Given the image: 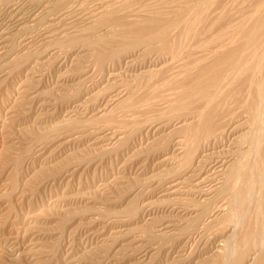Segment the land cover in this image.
I'll list each match as a JSON object with an SVG mask.
<instances>
[{"label":"rangeland","instance_id":"1","mask_svg":"<svg viewBox=\"0 0 264 264\" xmlns=\"http://www.w3.org/2000/svg\"><path fill=\"white\" fill-rule=\"evenodd\" d=\"M0 1L2 2L3 0H0ZM49 1H54V0H49ZM97 1L100 3L98 4ZM97 1L94 3L92 2V3L86 4L85 6H83L81 8L80 11H78L77 9L75 10V12L73 11L72 13H73V15L74 14L75 15L72 16V13H71V16L69 17V18L73 17L72 22L70 19H67V20L65 19V21L63 22L64 26L62 27V29H64L65 27L66 28L68 27V29H69V27L71 29L74 27L73 30H79V29L82 30L83 27H84V29H87L88 26H90V25L86 24L87 22H86L85 16L89 17L90 15H92L95 12L93 10H96L97 6L99 7L101 4H103V2H105L103 0H97ZM110 1H111V3H113L117 0H115V1L110 0ZM153 1H155V2H153ZM197 1H198V4H196ZM260 1H262V2H260ZM46 3H47V1H46ZM96 3H97V5H96ZM128 3H129V5H128ZM128 3H126L127 4L126 6L124 5V7H126L127 10H125V8L123 7L122 8L123 11L121 10V13L124 12V14H126L125 11H127V13L129 12L128 14L130 17L128 15L126 16L124 14L122 15V14L118 13L120 16L117 15V17H115L114 19L113 18L110 19V20H112L111 22H110V20H108V21L105 20L104 22L99 21V24L101 22V24L104 23L105 26H103V24L98 26L99 25L98 23L90 26L91 28L89 27L87 30L89 32L93 31V33L91 32L92 33L91 34L88 31L84 32L86 34L85 35L83 33L82 36L84 38L81 36V34H80L81 38H80V36L75 37V35L70 34L68 39L70 40V37L72 38V35H73L74 38H77V39H75L77 42V45L74 43V40L73 41L70 40L71 43L73 44V45H71L70 41L68 39L67 40L69 42L65 41V40L63 41L65 43H63L62 41L54 42V40L50 41V42H49V40L40 42L39 36L37 37V35L40 34L38 32H41V30L44 28L43 26H42L43 28L42 27L40 28V26H39V28L36 26L34 28L29 24V26H31V27L28 26L29 27L28 29H31L30 32H29V30H26L24 32L19 31V32H17L18 38L15 37L16 32L13 34L15 37V38L13 37V39L15 42H17V43H15L16 48L18 47L17 48L18 51L16 49L15 52L18 53L19 55L18 54L16 55L15 52H12L10 54L11 58L8 56V60H7L8 65L10 64V62L13 63L15 56H17V57L14 60V63L8 66V70L11 71L8 74L9 78L6 81H4L5 83H2V81L0 80V132L2 134L4 133L3 136L0 133L1 134L0 135V150H2V152H3L2 153L0 151V159H2V158L4 159L3 156L5 155L4 162L6 163V161H7V165H6V164H3L4 163L2 161L3 159L0 160V171H1L0 172V193L2 195L6 192V190L10 191L9 190L11 188V185H10L11 179L10 178H13V176H14V174L13 175L10 174L11 170L13 171L12 168H15L14 164H16L19 161L20 162L18 163L19 165L18 164L16 165L17 166L16 169L18 170V168H19V170H18L19 173H17L18 176L15 174V179H14V180L18 179L17 180L18 183L16 185L17 186L16 187L17 192L11 196V201L13 202L11 205L14 208H12L9 205L10 204L8 201L9 199H6V200L5 199L2 200V198L0 199V200H2V202L0 201V206H1V204L3 205V207H8V205H9L13 210L15 209L14 211L11 212V214H7L5 216H0V220H3V221H0V233L2 232L1 230H3V227H5L6 232L14 233V236L15 237L18 236L20 240L23 239L22 237H25L28 234L29 242L27 244H28V246H30L28 248V250H29L28 253L29 254L31 253V254L27 255L28 253L26 252L27 254H24V255L22 254L23 256L20 255V256L11 257V259H12L11 260L10 257H7L6 254L3 255V253H2V254H0V263L1 264H2V262L4 264H7V263L8 264L9 263H13V264H56V263H58V261L60 264V263H64L65 260H67V263H71L70 261H72L73 263H71V264H77V263H79V264H140V261L137 260V258L139 259V257L135 256L134 250L132 252V250H130V248L128 246H126L127 243L128 244L131 242L133 243L134 240L135 241L136 240L141 241L140 244L143 246L145 245L144 246L145 249L148 247L150 248V249L149 248L147 249L148 251H150L148 254V257H147L148 260H146V262L147 261L148 262L147 263L145 262L144 264H199V263L200 264H232L233 263L232 259L231 260L229 259V258H231V256L229 255L230 249H232V250L236 249L238 246H239L238 248H240L241 247L240 244L242 246L248 245L246 243L247 241L245 240V238H242L243 235L240 234L239 232L241 231V233H244L248 228L252 231H254L255 229L258 231L262 225L261 221L263 222V219H264L263 218L264 206L262 207L263 209L258 208V206H259L258 205V202H259L258 198H260V194L261 195H262V193L264 194V191H263V189L258 187L257 180H256L258 176L254 175L256 173L252 174V175L256 176V179L253 178L254 176L252 177V175L250 173L247 174L248 176L249 175L251 176V177L249 176L250 178L248 176H245L243 173L244 178L242 177L243 175L241 174L239 176L240 180L236 181V183H237L236 185H238V184L244 185L245 184L246 187H249L250 182L251 181L253 182L255 179L254 182H256V183H254V182L253 183H254V185L255 184H257V185H255L253 187V183H252L250 188H248V190H246L247 189L246 187L243 188L244 190H241L243 187L242 185H240V186L238 185L239 187H241V189H239V187H237L235 185V187L238 188L237 190L239 191V193L242 191H244V192L249 191L250 192V190L253 188L250 192L251 194H249V192H247L248 194L246 195L244 192H242L243 194L246 195V196L244 195L245 199L242 198L244 201L241 199V197H243L242 195L240 198H238L237 195H234V194H238V192H236V189H235L236 193L233 190L232 193H234V194L229 193V195H228L229 197L227 196V193L229 192L228 191L227 193L225 192V194L224 193L222 194L223 196H221L222 197L221 199L219 196L218 199H216V200H212L208 203L202 204L197 200H193L192 197H185V195H188V196H190V195L188 193L187 194L184 193L187 191V187L185 185L182 186V188H180L178 191L180 193L178 194L177 197L179 199H184V198L189 199V200L185 199V200H187L186 206L187 207L190 206L189 208H190V210H192V212L189 214V216H182V214L180 213V210L175 211L173 208L174 206L170 205V203L173 201L171 199L177 198L176 196H174V195L164 196L165 193H160V192L164 187V183H168L169 181L171 182V181H173V179L175 180V179H178L181 177L183 178V176L191 170L192 166H194V160H195L194 155L188 157V158H191L193 161L191 159L188 160V158L187 159L184 158L186 160H183V158L182 159L180 158V160H179L178 159L179 157H177L175 155L177 153L173 152L176 150V142L179 141L178 138L186 137L187 135H188L187 137H189V138L191 137V136H189L190 135L189 131H187L188 134L185 135V133H186L185 131L187 129L186 128L184 129V127H183V129H181L182 127H180V126L182 124H178L177 122L185 121L184 119H186V118H187L186 120H188L190 118H195V117H193L196 115V113L194 115V112H196V111H194V109L195 110L197 109L199 111L198 108L200 107V111H202L205 107L204 105L198 106L199 103H201V102H200L199 98H197L198 95L195 92H193V90H191V91L195 94L189 93V92H191L189 90L186 93H189L191 95L193 94L194 99L196 98L198 100V102H199V103L197 102L198 104L195 103L196 100L194 102V99L189 94H188L189 96H186L187 95L186 94L185 96L183 95V97H187V98L190 97L189 100L193 99V101L190 100L189 102L192 101V103L193 102L195 103V104L191 103V106L197 105L195 107L193 106L194 108L189 106L190 104L185 103L186 101L183 100V97L180 99L176 98L178 101H176L175 99L172 100L177 93L183 94V89H181V91H182L181 92V91H179L180 89L174 88L173 82H172L173 80H169V79H173V77L175 75L174 73H177V71L178 72L181 71L182 74H184V72L187 73V72L191 71L192 69H194V68H191V67H194V65H195L196 69L198 68L197 69V71H198L200 68L199 65L202 66V65H204V63H208V62L212 61V59H214L213 57L216 56V54H217L216 52L219 50V47L225 48V46L230 43V39L232 40L234 37H236L235 40H233L235 42L238 35H239V37H238L239 41L237 40L236 42L242 43L244 41V39L242 38V35L240 33H242V34L244 32L252 33V32H250V31H252L251 28L255 27V29L253 28V32H254V30L257 29L255 25L259 22V20H261V24L263 23V25H264V21H263L264 17H262V16L260 17V15H262L264 12V11H262L264 9H261L262 8L261 5L264 4V0H210V1L209 0H179V2H178V0H131ZM130 3H131V5H130ZM190 5H193V7ZM198 5H199V7H197ZM165 6H166V8H165ZM180 6H181V8H180ZM257 6H260V8L258 9ZM175 9H176V11H174ZM186 9H187V11H186ZM191 9L193 12L191 11ZM193 9H195L196 11ZM183 10H184V12H183ZM258 10H260V14L257 13L258 14L257 15L255 13V11L259 12ZM135 11L137 13H135ZM179 13L182 14V17L180 16L181 14H179ZM146 14H147V16H146ZM174 14L177 15V17L180 16L181 19L177 18ZM194 14L196 16H194ZM197 14H199V15H197ZM76 15H78V16H76ZM81 15H83V17ZM131 15L133 16V18L135 20L133 18L131 19V17H132ZM151 15H154V17ZM157 15L161 16V18L158 17ZM171 15H173V16H171ZM250 15H252V16H250ZM142 16H144V18H142ZM185 16L186 17L189 16V17L186 18ZM74 17L76 18V20H78L79 23L75 20ZM147 17H149L151 19V21L154 22V23H152L149 20L151 22V26L154 25L155 26V27L153 26L154 28L157 27L156 29H154L152 27L150 29V32H148V34L151 33L150 35H152V32L154 31L153 34L155 36H157V33H158V35H161L162 34L161 30L163 28H166V29H164L165 32H163V34L168 35V37L166 35H164L166 38L164 36H162L161 38L159 37L160 39L157 38L155 40V42L162 40V41H160L161 44H160V42H158L156 45L149 46L148 49L146 50L148 52L145 51L144 55H143V53L139 52L140 55H137V57H135L137 60H135V58H134V61L132 63H128V60H126L127 55L129 56L132 53L138 51L140 49V47L142 46V45H140L141 43L138 44V42H140L139 35L137 33H135V35H133L135 32V29H133L132 26L130 28L129 24L133 25L134 28L137 26L136 29H138V27H139L137 24L138 21L142 22V20H143V25H146L147 22L150 24V22L148 21L149 18H147ZM155 17H156V19H155ZM171 17H173V18H171ZM158 18L160 19L159 20L160 23L166 22L168 20L167 21L168 24L163 23V25L166 24L165 26H163L162 24L159 23V21H157ZM162 18H164V19L162 20ZM167 18H169V19L171 18V19L169 20ZM257 18H259V19H257ZM260 18H262V19H260ZM79 19H80V21H79ZM139 19H142V20H139ZM144 19H145V21L146 20L147 21L145 22ZM253 19H254V22H253ZM136 20H138V21H136ZM174 20H175V23H172V21L174 22ZM178 20H179V22H178ZM180 20H181V23H180ZM245 20H246V22H245ZM257 20H258V22H257ZM74 21H76V22H74ZM81 21H83V22H81ZM132 21L133 22L135 21L134 23L136 26L134 25V23L132 24ZM169 21H171V23H172V24L170 23L171 28H172V25H173V28L176 26L175 29L172 28L173 32L170 31L171 28L169 26ZM113 22H115L117 25ZM125 22H127V23H125ZM70 23L73 26H71ZM122 23H123V25H122ZM155 23L159 24V25L157 26ZM176 23H177V25H174ZM183 23H185V24H183ZM254 23H255V25H254ZM141 24H139L140 27H143V25L141 26ZM187 24L189 25V27ZM259 24H260V22H259ZM259 24L257 25V27H259ZM68 25H70V26H68ZM96 25H97V28L96 27L94 28L93 26H96ZM160 25H162V27H160ZM263 25H261V26H263ZM166 26H169V27H166ZM92 27L95 30L96 29L98 30V27L99 28L103 27L105 29L110 27L111 29L110 28L109 29H110L111 33H109L108 30L107 31L105 29L102 30L103 28L102 29L100 28L99 31L97 32L95 30H91ZM126 27L127 28L129 27L128 29H130L131 31H134V32L131 33V31L128 30ZM158 27L161 30H157ZM66 28L64 30H68ZM149 28H150V26H149ZM71 29H69L68 31H70ZM240 29H241V32H239ZM249 29H250V31H248ZM258 29H261V31ZM258 29H257V32L258 31H259V33L263 32L264 26L260 27ZM32 30L37 31V32H33ZM151 30H153V31H151ZM27 31H28V33H25ZM128 31H129V33H128ZM169 31L172 33L170 34ZM174 31L176 33H174ZM237 31H238V33H237ZM96 32H97V34H96ZM124 32H125V34H123ZM185 32H186V34H185ZM19 33L20 34L22 33V34L19 36ZM23 33H24V35H23ZM87 33L90 36L87 35ZM106 33H107V35H106ZM233 33L235 36L234 35L232 36ZM254 33H256V31ZM108 34H110V35H108ZM116 34H117V36H116ZM129 34H132L133 36H131ZM136 34H137L138 38L135 37ZM91 35L100 36L99 38H101L102 40H99V42L94 43L95 45L97 44V46L99 45L100 48H102L101 46L103 44L107 45L108 43H110V44H108L109 46L110 45H112V46L111 47H108V45L103 46L104 50L100 49L99 46L96 47L94 45H93V47H95V48H93L88 43L89 42L88 39L93 37ZM102 35L104 36V38L106 36H108L109 39L107 40L106 39L107 37H106L105 38L106 42H105ZM127 35L129 36V38L127 37ZM240 35H241V38H240ZM260 35L262 37L264 36L263 33H260ZM34 36H36L35 37L36 40H35ZM152 36L146 35V37H149V39H151V38L153 39L154 36L153 37ZM19 37L21 38L20 40H19ZM130 37H133V38L135 37L136 38V39L134 38L135 41L134 40L132 41V39ZM163 37L165 38L164 40H163ZM110 38L112 40H115V41L114 42L112 41L113 43H111ZM83 39H84L83 43L85 42V40L87 43V44H84V46H83V43L79 44V41L81 42ZM129 39H130L131 43L128 42ZM166 39L167 40L169 39L168 40L169 43L166 41ZM23 40L25 42L22 43L21 41H23ZM30 40L32 41V43L34 45L32 43H31V45H28L31 42ZM137 40H139V41L137 42ZM241 40H243V41L241 42ZM144 41L145 40H143V42ZM174 41H176V42H174ZM26 42H28V43H26ZM36 42L37 43L39 42V43L37 44ZM44 42H47L48 44H50L52 42L57 47L55 45L52 46V43L50 44L51 46L50 45L48 46V44L44 43ZM162 42H164L166 44L163 43L164 44L163 45ZM127 43H128V45H127ZM136 43L138 45H136ZM221 43H223V45H220ZM74 44H75V46H74ZM130 44H132V45H130ZM168 44H169V46H168ZM180 44H182V47L184 49V51L182 50L183 51L182 57H181V53H180L181 50H180V52H177V51H179V49H182V48H180L181 47ZM161 45L164 48L161 47ZM171 45H173L172 46L174 48L173 50L171 48ZM189 45H190V47H189ZM217 45H219V46H217ZM44 46H45V48H44ZM59 46H60V48H59ZM119 46L121 48H119ZM134 46H136V47H134ZM37 47L40 48L41 50L38 49ZM88 47L91 48L90 49L91 51L88 49ZM156 47H160V48L157 49ZM167 47H169V48H167ZM176 47H177V49H176ZM216 47L218 50L215 49ZM24 48L25 49L27 48L29 50H25ZM31 48L33 51L31 50ZM97 48H99V49H97ZM109 48L113 49V50L115 49V50L114 51L110 50V52H109ZM165 48H167L168 50ZM222 48L219 50L220 51L219 53H221ZM46 49H48L49 51ZM54 49H56V51H54ZM149 49L152 50V51H150V53H149ZM21 50H24L25 52L27 51V53L25 54L23 51V54H25V55H23L22 52H19ZM106 50H108V51H106ZM116 50H118V51L120 50L119 51L120 54ZM161 50H163V51H161ZM165 50L169 51V52H175L176 51L177 53H176V55H175V53H173V55L171 53V56H170V53L169 52L167 53ZM28 51L31 54L30 57H29L30 54ZM42 51H43V53H42ZM47 51L49 53H47ZM213 51H214V55L212 54ZM38 52L40 54L42 53L45 55H42V54L40 55V54H38ZM115 52L118 53L120 56L118 54H116ZM32 53H34L35 55ZM103 53H104V55H103ZM166 53H167V55H166ZM210 53H211V56H210ZM98 54L100 55V57ZM21 55L23 56V58H21L22 57ZM26 55H27V57H25ZM107 55H108V57H107ZM103 56H105L104 57L105 60L103 62L101 60H97V59L103 60V58H102ZM178 56H180L182 58V60H179V59H181L179 57L176 59L178 61H176V60L174 61V59ZM208 56H210V59L212 58L209 61H208L209 58H207ZM18 57H19V59H18ZM171 57L173 58V60H169V59H172ZM199 57H200V59H199ZM202 57L203 58L206 57L205 59L208 62L205 60V62H202L203 63L202 64L201 61L202 60L204 61V59ZM11 59H12V61H11ZM15 61H17V62L15 63ZM179 61H181V62H179ZM162 63H165L167 65L165 67L166 70H168L172 67L170 69V71L169 70L166 71V70H164L165 69L164 68V69L159 70L160 74L154 73L153 78L152 77H148V78L146 77V80H144L145 78H143V79H140V81H139V79L137 77L143 76V75H141V73L144 74L145 71H147L149 66L153 67V66L161 65ZM170 63L171 64L173 63V65H171ZM178 63H180L181 66ZM196 63H197V65H196ZM174 65L177 68H175L173 70V68L175 67ZM177 65H179V66H177ZM101 66H103V67H101ZM196 66H199V67H196ZM179 67L181 69L184 67L182 69L184 71L179 69ZM185 67H188V68L190 67L191 70L188 69V71H187V68H185ZM136 68H137V70H136ZM196 69H194V71H193L194 73L192 72L193 74L191 73L190 75L194 76ZM164 71L169 73L168 77H167V73H164ZM163 74H165V75H163ZM172 74H173V76H172ZM177 74H179V73H177ZM139 75H141V76H139ZM155 75H156V77H155ZM158 75H160V76L162 75V76L160 77ZM157 76L160 79H162V78L166 79V80H164L166 82V84L163 83L164 82V81H162L163 79L160 80V79H158ZM149 78H150V80H148ZM154 78H157V79H154ZM190 78H191L190 76L187 78L188 81L190 80ZM151 79L153 81L156 80V83H155V81L152 82ZM159 80H160V82H157ZM242 80L243 79H239L236 81L237 83H238V81H240L238 83V88H237V86H235V84H237L236 82H235V84H232L233 86L230 85L231 87H228V89L234 87L235 90L236 89H238V90L235 91L234 89H232V90L230 89V90H228L230 92H227L228 95L225 92L226 93L225 95H227L226 96L227 98L225 97V95H222V96H224L226 98V100H224L225 98L222 96H221L222 98L218 97L219 101H218V99H216V103H217V101H218V103L215 104V106L213 107V110H212V123H213V125H211V127L213 126V128H214L213 131L216 130L213 133L216 134V132L220 131L221 128L223 129V132L226 131L224 133L222 132V130L220 131L221 133H223V135H226V136L220 135V132H219L216 134L217 136L213 137L214 140H213V142H211L213 144H211V146H209L208 149H210V150L212 149L210 151V154H212V156H214V157L219 156L218 154H220L224 158H227L232 153L231 150L238 151V149H239L238 141H236V140L233 141L234 137H232L230 139V136H227V133H228L227 129L228 128L227 129H224V128L231 127V125L235 127L236 125L241 124L240 122H243L244 115H246L245 112H247V111H246V107H245L246 106L245 102L249 101V98H248V100H246L247 98H245V97H249V95H252L253 91L250 90L251 88L250 89L248 88V87H250V86H247V84L249 85V83H247V81H245V80H243V81ZM138 81H139V83H138ZM144 81H146V82H144ZM149 81H150V83H149ZM151 82L154 83L153 86L156 87V90H154L155 88H153V86L151 85L152 84ZM241 82L243 83V85L240 84ZM143 83H144V85H143ZM145 84L147 85V88H149L151 86L149 88V90L151 88H153L152 92L154 94H156L155 96H158V95L160 96V94H158L160 92L164 101H162L163 99L161 98V96L155 97L153 95L154 98H152L151 95L153 93L145 88ZM155 84H157V85L155 86ZM165 85H167V88L164 87ZM239 85L243 86L244 89H243V87L240 88L241 86H239ZM169 86H171L172 88H170ZM158 87L161 88L162 90L158 89ZM163 87L165 88L164 90H166V93L164 92ZM134 89H136V90L140 89L139 90V96L137 97L138 99H136L137 102L140 104H138L135 100V102L133 104H130V105L127 104V105L122 106V108L124 107L123 108L124 111L122 110V108H119L117 111L120 112L121 114H118V112L116 111L117 113H115L113 115L114 117L112 116V117L105 118L106 121H105V119H102L103 123H102V121H99V123H98V120H99L98 117L99 116H97L98 114H96V113L98 112V110L102 109L103 105L106 104V102L109 101L111 99V97L115 96L118 92L120 93V92H123L125 90L128 92L130 90H133L132 92H136V90H134ZM171 89L172 90L176 89V90L172 91ZM247 90H248V93H249V91H251L248 96L246 93ZM231 91L233 93H231ZM164 93H165V97H167V95H170V94L173 95L174 94L173 96L170 95V97H172L170 99L171 102L169 101V99L167 101V98H170V97H167L165 99V97L163 95ZM148 94H149V97H148ZM231 94H233V95H231ZM196 95H197V97H195ZM175 97L179 98V95L175 96ZM33 98H36V99H33ZM187 98L186 99L184 98V99L187 100ZM251 98H252V96L250 97V99ZM230 99H232V100H230ZM33 100H34V102H33ZM36 100H37V102H36ZM153 100H154V102H153ZM158 100L159 101L161 100V101L159 102ZM156 101H157V103H156ZM165 101H167L168 104L170 103L168 106H170L172 108V110L170 107H169L170 108L169 110L173 111V113L171 111L169 112V110H166L164 108L163 109H164V111L167 112V114L164 111H162L163 109H161V102H165ZM172 101L175 103L179 102L181 104V105H179V103H178V106H180V112L178 111L179 107H177V103L175 104ZM48 102H49V104H46ZM83 102H84V104H83ZM158 103L160 104V106ZM182 103H185L186 105L185 104L182 105ZM44 104L46 105V107ZM201 104H204V103H201ZM131 105L132 106L134 105V106L131 107ZM136 105H138V106H136ZM141 105H142V107H141ZM239 105H241V106L243 105V108L245 111L243 110L242 112H240L243 108L239 107ZM125 106H127V107L130 106V108H128V112H131V113L126 112L127 107H125ZM139 106H140V108H139ZM143 106H144V108H143ZM173 106H175V108ZM181 106H182V108H181ZM186 106L189 107L190 109H188V110L185 109ZM73 107H74V109H73ZM11 108H12V110H11ZM120 109H121V111H120ZM129 109L130 110L132 109V110L129 111ZM135 109H136V111H135ZM174 111H178V112L175 113ZM182 111H185V112H182ZM198 111H197V115L200 112V111L199 112ZM132 112H133V115L135 113L134 116L131 115ZM162 113H164V114H162ZM178 113H179V115H178ZM242 113H243V115H242ZM80 114H82V115H80ZM192 114H193V116H192ZM94 117H96V118H94ZM180 117H181V120L179 119ZM213 117H215V118H213ZM176 118L178 120L175 121ZM70 119L72 120V122H75V124L77 122H79V124L78 125L76 124V126H75L71 122L73 124L72 125L70 123V121H71ZM169 119H172V120H169ZM86 120H88V121L90 120L91 123L93 121V123H92L93 125L90 124V121L88 122ZM137 120H138V122H137ZM164 120H166V121H164ZM230 120H231V122H229ZM66 121H68L69 125H67L68 123H66ZM80 121L81 122L86 121L87 124L81 123ZM170 121H171V123H170ZM172 121H174V122H172ZM95 122L98 124H96ZM135 122H136V124H135ZM167 122L170 123L171 125L167 124ZM20 123H22V124H20ZM108 123H109V125L107 127ZM103 124H105V125H103ZM150 124H152V125H150ZM226 124H228V125H226ZM65 125H66V127H65ZM164 125H165L164 129L163 128H162L163 130L160 129V127H163ZM69 126H70V128L67 129V127H69ZM71 126H75V127H73L74 129H72ZM89 126H90V128L94 127V129H92L93 131L89 128ZM76 127H77V130H76ZM85 127H87L88 129ZM2 128L4 131L2 130ZM104 128L105 129L107 128L108 130L107 129L105 130ZM109 128H113V131L111 129L112 133L113 132L117 133L116 135L113 133L115 136L118 137L117 139H115L113 134H111V132L109 131L110 130ZM217 128H218V130H217ZM63 129H65V131ZM99 129H100V131H98ZM103 129H104V132H103ZM149 129H150V132H147V131H149ZM66 130H69V131H66ZM74 130H75V132L73 135L72 131H74ZM9 131H10V134H9ZM77 131H78V133H77ZM90 131H92V132H90ZM101 131H102V133H101ZM93 132L96 133V135H94ZM47 133H48V135H47ZM49 133H51V134H49ZM89 133L92 137L89 135ZM56 134L58 135V137ZM60 134H61V136L63 135L61 138L63 141L59 137ZM146 134H147V136L149 134L150 135L147 137ZM157 134H158V137L163 138V140H162V138H160L162 141L158 137H156ZM215 134H213V135H215ZM45 135H47V136H45ZM70 135H71V137H68ZM87 135H89V136H87ZM75 136L77 138H79L80 140L79 139L75 140V138H76ZM4 137L8 138V139H4ZM37 137H39L40 139ZM55 137H56V139H55ZM105 137L108 140H106ZM224 137L227 141H228V139L230 141L227 142L224 139ZM43 138H44V140H41ZM91 138H92V140H91ZM93 138H98L99 142ZM101 138L103 140H100ZM215 138L216 139L218 138V139L215 140ZM220 138H221V141H219ZM164 139H165V141H164ZM5 140H7V141H5ZM34 140H36V141H34ZM45 140H48V141H45ZM65 140H67V142L71 141L72 143L71 142H70L71 144L66 143ZM153 140H155V141L153 142ZM192 140L193 139H190L189 144L190 143L192 144L191 146H193V149L194 148L196 149V147H198V145H199V147L203 145V143L201 142L203 140H200L201 144H199L200 142H198V141H197L198 142V144H197L196 141H194V140L192 141ZM222 140L224 142H222ZM42 141H44L43 144L39 145V142L42 143ZM51 141H53V142H51ZM170 141H172L171 144H170ZM216 141L219 143H217L215 145ZM5 142H9L7 146L10 145V147L12 146L14 148L10 149V148H6V146H3V148H2V145ZM193 142L195 144H193ZM223 143H225L227 145H225ZM156 144H158V145H156ZM160 144H161V147H160ZM44 145H46V146L48 145V147H47V149H45L46 151L43 150L41 153H39L42 156L40 157L39 154H35V153H37V150H36L37 147L38 146L44 147ZM163 145H166V146H163ZM169 145H171V146H169ZM162 146L164 148H162ZM167 146H168V148H166ZM235 146H236V148H235ZM31 147L33 148V152H30L32 150ZM237 147H238V149H237ZM147 148H149V149H147ZM160 149L161 150L165 149L166 151L164 150V151L160 152L159 151ZM193 149H192V152L195 151ZM222 149H223V151H222ZM157 150L161 154H164V152L170 154L169 156L172 158V160H171L172 164L170 167H168V168L163 167L164 169L157 171L156 168L158 165L156 166V163H158V161H155V158H156V156L160 155ZM170 150H172V151H170ZM226 150H229L230 153ZM247 150H248L247 148L244 149V151H247ZM6 151L11 152V153L5 154ZM27 152H30L31 154L33 153L34 155L33 154L28 155ZM219 152H221V153H219ZM222 152L224 155L222 154ZM1 153L3 154L2 156H1ZM156 153H158V155ZM227 153H229V154H227ZM25 154L28 156H26ZM53 154H54V156H53ZM226 155H227V157H225ZM172 156L173 157L176 156V158L173 159ZM254 156L253 157H252V155L246 156L245 163L248 162V165L251 167H253L255 165V163H258L259 165H261L262 160H261V162H259L260 159H259L258 155L255 157ZM17 157L19 158V160H17L18 159ZM26 157H28V158H26ZM34 157H36L37 159ZM7 158H9V159H7ZM147 158H149V159L147 160ZM252 158L253 159L255 158V159L253 160ZM256 158H258L259 160H256ZM32 159H34L35 161H33ZM248 159H249V161H248ZM187 161L189 163L191 162L190 163L191 166H189V165H188L189 167L187 166V164H189ZM253 161H255V162H253ZM8 162H9V164L11 163L12 165H9ZM263 164L261 166H263ZM4 165H6V166H4ZM142 165H144V166L142 167ZM18 166H20V167H18ZM186 166H187V168H186ZM43 167L47 168V169L44 170V169H42ZM177 170H178L179 174H178ZM174 172H177L178 175ZM69 174H71V175L69 176ZM16 176H17V178H16ZM29 178H30V180H29ZM162 178H164V179H162ZM238 178H236V180ZM247 178H249V179H247ZM244 179L246 180L245 181L246 183L241 182V181H244ZM27 180H29V181H27ZM247 181L249 183H247ZM158 184L160 185V187ZM18 188H20V189H18ZM169 193H171V191L168 192L167 194H169ZM1 194H0V197H2ZM155 194H156L155 199L157 200V198L158 197L159 198L156 202L157 204H154L155 206L153 205L151 207V210L154 214L152 218L155 217L156 222L152 221V219H150L148 217L141 218V217H143L142 216V209H143L142 208V201H143V199L152 197ZM157 194H159V195H157ZM19 196H21L20 199L18 198ZM233 196H234V199L237 197L235 199V202L237 201L238 203L233 202L234 201V199L232 198ZM108 197H110V198H108ZM140 198H142V199H140ZM190 199H192V200H190ZM240 199L243 202L242 201L240 202ZM17 200H18V202H17ZM230 201L236 207L231 205L232 203ZM158 202H160V203H158ZM196 203H197V205H196ZM4 204H5V206H4ZM134 204L137 207L139 206L137 208V210H140L139 213L141 214V216L139 213H138V215H135L136 213H133L132 215L128 216L129 212H131V210H132L131 208L134 207ZM225 204H227L226 207H224ZM132 205H133V207H132ZM170 206H171V208H170ZM220 206H223V208ZM217 207H218V210H220V213L223 210H225L222 212L223 214L221 213V216H219L216 220H214L213 223L205 222L208 219L209 215H213L216 212ZM224 208H226V209H224ZM135 209H136V207H135ZM259 209H260V213L258 215V213H256V212H259ZM111 210H112V212L110 213ZM127 210L128 211L130 210V211L128 212ZM233 210H235V211H233ZM261 210H262V212H261ZM234 212H235V216H232V214ZM4 213H1V215ZM125 213L126 214L128 213V214L126 215ZM224 213H227V215ZM9 215H11L12 218L9 217ZM133 216H135L136 218ZM137 216H139V217H137ZM4 217H5V219H3ZM237 217H239V219ZM6 218H8V220H7L8 223L6 222ZM16 219H17V221H16ZM95 219H96L97 223H95ZM235 219H236V221H235ZM13 220H14V222H13ZM232 220H234V221H232ZM160 221H164V223L167 221L166 222L167 225L174 224V225H172V227L170 229H165L164 231H162V233L170 232L171 234L167 233V234H170L169 236H166V237L160 236L162 234H161V231H160L161 228L159 225L161 223L163 224V222H160ZM238 221H240L242 223V224H239L240 228H238V226H237ZM1 222H4V223H1ZM23 222H25V223H23ZM93 223H95V224H93ZM205 223H206V225H204ZM5 224H7V227ZM99 224H101V225H99ZM245 224H246V226H245ZM250 224H251V226H250ZM105 226H107V227L109 226L108 229H110L108 231V234H107L108 236H106V239L109 238L111 240L104 242L102 240L104 238L99 239V238H95V237L91 236V233H93V231L94 232L99 231L98 229H101V227H105ZM244 226L246 227V230H245ZM23 227H25V229ZM112 227H113V229H111ZM9 228L12 230H10ZM18 228H20L21 231ZM135 228H138L137 232L134 231ZM236 228H238V234H237V236L232 237V235L228 232L232 231V230L234 231ZM241 228H243L244 230L243 229L241 230ZM22 229H24L25 231ZM130 229L132 232L130 231ZM16 232L21 233V235H18V233H16ZM117 232L119 234H117V236H116L115 233H117ZM88 233H90V234H88ZM119 235H121V238L123 240L121 238H119L120 237ZM178 235H179V237L181 235V237L179 238ZM238 236H240V237H238ZM63 237H65V238H63ZM114 237H116V239L118 238V243L115 242L114 240L112 242V239ZM235 238L237 239V241H234ZM240 238H242V239H240ZM125 240H128L129 242L126 243ZM146 240H147V242H146ZM188 240L190 242H188ZM227 240H228V243H225V242H227ZM244 240H245V242H244ZM242 241L244 243H240ZM234 242H237V244ZM140 244H138V245H140ZM230 244H233L234 247H233V245L231 246ZM224 245H226V246H224ZM183 246H185V247H183ZM223 247H227L226 249L229 250L228 254L226 253L227 251L224 250L225 248L223 249ZM241 248L243 249L244 246ZM246 248H247V246H246ZM218 249H220V250H218ZM222 250H224V251H222ZM154 251L156 253H154ZM219 251L222 252L221 254L225 253L228 256H222ZM131 254H133V255H131ZM68 255H72V256H68ZM53 256H55V257H53ZM17 257L18 258L21 257L22 258V259H20L21 261H18L19 259L16 260ZM27 257H29V258H27ZM48 259L49 260L51 259V260L49 261ZM79 259H81V260H79ZM104 259H106V260H104ZM52 260H53V262L51 263Z\"/></svg>","mask_w":264,"mask_h":264},{"label":"bare ground","instance_id":"2","mask_svg":"<svg viewBox=\"0 0 264 264\" xmlns=\"http://www.w3.org/2000/svg\"><path fill=\"white\" fill-rule=\"evenodd\" d=\"M46 1H47V3H46ZM97 0H54V1H49V0H3L2 2L0 1V80L2 81V83H5L4 81H6L8 78H9V72H11L10 70H8V66L9 65H11V64H13L14 63V60L16 59V57L17 56H15V59L13 60V63L12 62H10V64L8 65L7 64V60H8V56L10 57V54L12 53V52H15L16 51V49L18 48H16V45H15V43H17V42H15L14 41V39H13V37H14V33H15V37L16 38H18V34H17V32H19V31H26V30H29V32H30V30L31 29H28L29 27H34L35 28V26L36 27H38L39 28V26H40V28L42 27L43 29L41 30V32H38V33H40L39 35H37V37L39 36V41L40 42H42V41H46V40H49V42L50 41H53L54 40V42H58V41H68L69 39V36H70V34H73V35H75V37H78V36H80V34H81V36L83 35V33L84 32H87L88 30V28L90 27V26H92V25H94V24H99V21H105V20H110V19H114L115 17H117V15H119L118 13H120V14H124V12H122L121 13V10L123 11V7H124V5L126 6L127 4L126 3H128L129 1H131V0H117V1H115V0H112V1H115V2H113V3H111V1L110 0H103V1H105V2H103V4H101L99 7L97 6V9L96 10H93V11H95L92 15H90L89 17L88 16H85L86 17V24H88V25H90V26H88V28L87 29H84V25L82 26L83 27V29L82 30H73V28L71 29L70 27H69V29H71L70 31H68L69 29H68V27L66 28V29H68V30H64V29H62V27L64 26L63 25V22L65 21V19L67 20V19H70L71 20V22H72V19H73V17L72 18H69L70 16H71V13L74 11L75 12V10L77 9L78 11H80L81 10V8L83 7V6H85L86 4H88V3H94V2H96ZM210 1V0H209ZM98 2V1H97ZM136 2V1H135ZM153 2H155V1H153ZM167 2V1H166ZM178 2H179V0H178ZM214 2V1H213ZM212 2V3H213ZM260 2H262V1H260ZM100 2H98V4H99ZM106 3V4H105ZM111 3V4H110ZM210 3V2H209ZM220 3V2H219ZM234 3V2H233ZM164 4V3H163ZM196 4H198V1H197V3ZM260 4V3H259ZM96 5H97V3H96ZM128 5H129V3H128ZM130 5H131V3H130ZM168 5V4H167ZM173 5V4H172ZM186 5V4H185ZM194 5V4H193ZM193 5H190V6H192L193 7ZM253 5V4H252ZM261 5V4H260ZM264 4H262L261 5V9H264L263 6ZM183 7V6H182ZM186 7V6H185ZM197 7H199V5L197 6ZM213 7V6H212ZM258 7V9L260 8V6H257ZM125 8V10H127L126 9V7H124ZM157 8V7H156ZM165 8H166V6H165ZM164 8V9H165ZM180 8H181V6H180ZM195 8V7H194ZM243 8V7H242ZM129 9V8H128ZM145 9V8H144ZM170 9V8H169ZM178 9V8H177ZM183 9V8H182ZM196 9V8H195ZM195 9H193V10H195ZM199 9V8H198ZM197 9V10H198ZM246 9V8H245ZM255 9V8H254ZM136 10V9H135ZM151 10V9H150ZM158 10V9H157ZM216 10V9H215ZM143 11V10H142ZM141 11V12H142ZM146 11V10H145ZM174 11H176V9L174 10ZM180 11V10H179ZM186 11H187V9H186ZM191 11H192V9H191ZM190 11V12H191ZM196 11V10H195ZM214 11V10H213ZM257 11V10H256ZM255 11V13L257 14V13H259L260 14V10H258L259 12H256ZM262 11H264V10H262ZM92 12V11H91ZM126 12V14H124V15H128L129 16V12L127 13V11H125ZM157 12V11H156ZM182 12V11H181ZM183 12H184V10H183ZM193 12V11H192ZM191 12V13H192ZM215 12V11H214ZM226 12V11H225ZM131 13V12H130ZM135 13H137L136 11H135ZM147 13V12H146ZM155 13V12H154ZM164 13V12H163ZM162 13V14H163ZM172 13V12H171ZM254 13V14H255ZM86 14V13H85ZM90 14V13H89ZM149 14V13H148ZM152 14V13H151ZM157 14V13H156ZM166 14V13H165ZM173 14V13H172ZM176 14V13H175ZM174 14V15H175ZM179 14H181V13H179ZM196 14V13H195ZM194 14V16H196ZM262 14V13H261ZM75 15V14H74ZM73 15V13H72V16H74ZM88 15V14H87ZM160 15V14H159ZM159 15H157L158 17H160L161 18V16H159ZM167 15V14H166ZM165 15V16H166ZM186 15V14H185ZM193 15V14H192ZM197 15H199V14H197ZM202 15V14H201ZM258 15V14H257ZM76 16H78V15H76ZM82 17H83V15H81ZM80 16V17H81ZM120 16V15H119ZM132 16V15H131ZM146 16H147V14H146ZM151 16H153L154 17V15H151ZM164 16V15H163ZM170 16V15H169ZM171 16H173V15H171ZM176 17H177V15H175ZM174 16V17H175ZM179 16V15H178ZM181 17H182V14L180 15ZM180 16L179 17H177V18H179V19H181L180 18ZM229 16V15H228ZM250 16H252V15H250ZM264 17V12H263V14L262 15H260V17ZM125 17V16H124ZM130 17V16H129ZM152 17V18H153ZM175 17V18H176ZM186 17V16H185ZM189 17V16H188ZM188 17H186V18H188ZM191 17V16H190ZM198 17V16H197ZM248 17V16H247ZM258 17V16H257ZM75 18V17H74ZM128 18V17H127ZM133 18V16L131 17V19ZM136 18V17H135ZM142 18H144V16H142ZM146 18V17H145ZM147 18H149V17H147ZM171 18H173V17H171ZM170 18V19H171ZM174 18V19H175ZM185 18V19H186ZM200 18V17H199ZM84 19V18H83ZM134 19V18H133ZM155 19H156V17H155ZM164 18H162V20H163ZM166 19V18H165ZM167 19H169V18H167ZM169 19V20H170ZM202 19V18H201ZM250 19V18H249ZM257 19H259V18H257ZM260 19H262V18H260ZM75 20H76V18H75ZM85 20V19H84ZM116 20V19H115ZM130 20V19H129ZM128 20V21H129ZM135 20V19H134ZM139 20H142V19H139ZM151 21V19L149 18L148 19V21ZM160 19L158 18L157 19V21H159ZM161 20V21H162ZM176 20V19H175ZM175 20H174V22L172 21V23H175ZM187 20V19H186ZM197 20V19H196ZM203 20V19H202ZM231 20V19H230ZM77 22H78V20H76ZM76 21H74V22H76ZM79 21H80V19H79ZM112 20H110V22H111ZM114 21V20H113ZM118 21V20H117ZM131 21V20H130ZM136 21H138V20H136ZM144 21H145V19H144ZM147 21V20H146ZM145 21V22H146ZM149 21V22H150ZM168 21V20H167ZM167 21L166 22H163V23H167ZM264 21V20H263ZM81 22H83V21H81ZM135 22V21H134ZM133 21H132V24L134 23ZM144 22V23H145ZM152 23H154L153 21H151ZM151 22H150V24L147 22L146 23V25H143V20H142V22L141 21H138V26L140 27V25L139 24H141V26L143 25V27H138V29H136V25H135V23H134V25L136 26L135 28H134V26L133 25H131V24H129V26H130V28H131V26L133 27V29H135V32L134 31H131L130 29H128L127 27V29L128 30H130L131 31V33H133L134 32V34L133 35H135V33H137L138 35H139V40H140V42H138L139 40H137V42H138V44L139 43H141L140 45H142L141 47H140V49L138 50V51H136V52H134V53H132L131 55H127V58H126V60H128V63H132L133 61H134V58L135 57H137V55H140L139 54V52H141V53H143V55H144V53H145V51L148 49V47L149 46H152V45H156L158 42H160V41H162V40H159L158 42H155V40L158 38V39H160L162 36H164V35H166V34H163V32H165L164 31V29H166V28H163L162 30L161 29H159V27H158V29L157 30H161L162 31V34L161 35H158V33H157V36H155L153 33H154V31L153 30H151V31H153L152 32V35L154 36H152V35H150L151 33H149L148 34V32H150V29L154 26H151ZM178 22H179V20H178ZM177 22V23H178ZM183 22V21H182ZM199 22V21H198ZM203 22V21H202ZM245 22H246V20H245ZM253 22H254V19H253ZM257 22H258V20H257ZM259 22H260V24H259ZM259 22L255 25V23H254V25L256 26V28L258 29V28H260V27H263L264 25H263V23L261 24V20H259ZM79 23V22H78ZM113 23H115V22H113ZM125 23H127V22H125ZM157 23V22H156ZM155 23V24H156ZM159 23H160V21H159ZM163 23H160V24H162L163 25ZM170 23H171V21H169V26H170V28H171V25H170ZM171 23V24H172ZM177 23L176 24H174V25H177ZM180 23H181V20H180ZM189 23V22H188ZM195 23V22H194ZM29 24L31 25V26H29ZM65 24V23H64ZM81 24V23H80ZM103 24V26H105V24L104 23H102ZM101 24V22H100V24L98 25V26H100V25H102ZM116 24V23H115ZM168 24V23H167ZM183 24H185V23H183ZM191 24V23H190ZM253 24V23H252ZM259 24V27H257V25ZM70 25H71V23H70ZM70 25H68V26H70ZM78 25V24H77ZM117 25V24H116ZM122 25H123V23H122ZM157 26L159 25V24H156ZM162 25H160V27H162ZM166 25V24H165ZM165 25H163V26H165ZM182 25V24H181ZM188 25V24H187ZM186 25V26H187ZM243 25V24H242ZM261 25H263V26H261ZM29 26V27H28ZM71 26H73V25H71ZM75 26V25H74ZM81 26V25H80ZM87 26V25H86ZM149 26H150V28H149ZM169 26H166V27H169ZM179 26V25H178ZM197 26V25H196ZM245 26V25H244ZM247 26V25H246ZM250 26V25H249ZM77 27V26H76ZM94 28L96 27L97 28V25L96 26H93ZM92 27V29L91 30H95L94 28ZM107 27V26H106ZM155 27V26H154ZM153 27V28H154ZM176 27V26H175ZM175 27L173 28V25H172V28L173 29H175ZM188 27H189V25H188ZM193 27V26H192ZM195 27V26H194ZM80 28V27H79ZM91 28V27H90ZM101 28V27H100ZM99 27H98V30L96 29L95 31H99V29H100ZM103 28V27H102ZM101 28V29H102ZM110 27H108V28H103L102 30H108L109 31V33H111L110 32V29H109ZM119 28V27H118ZM157 28V27H156ZM156 28H154V29H156ZM170 29V31H172L173 29ZM183 28V27H182ZM244 28V27H243ZM250 28V27H249ZM254 29H255V27H253ZM253 28H251L252 29V31H250V29L248 30V31H250V32H252V33H249V32H244L243 34L242 33H240L241 35H242V38L244 39V41L243 40H241V42L242 43H238V42H236L237 40L239 41V35H238V37H237V39H236V41L234 42L233 40H235V38L236 37H232L233 39L231 40L230 39V43L229 44H227L226 46H225V48L223 47H221L222 48V51H221V53H219L220 51V47H219V50L217 49V47L215 48V49H217L218 51L216 52L217 54H216V56L215 57H213L214 59H212V61H210V62H208L209 60H211L210 59V56H211V53H210V56H208L207 58H209L208 59V61L205 59V58H203L204 59V61L202 60L201 61V63L202 62H205V60L208 62V63H204V65H199L200 66V68H199V70L197 71V69L195 68V65H194V67H191V68H194V69H196V71H195V74H194V76H192V75H190L193 71H194V69H192L191 70V68L189 67H185V68H187V71H188V69H190L191 71H189V72H187V73H185L184 72V74H182V72L180 73V72H178L177 71V73H179V74H177V73H174L173 71V73L175 74L174 75V77H173V79H169V80H173L172 82H173V87L174 88H176V89H180L179 91H181V89H183V94H178L179 95V98L178 97H175V96H178L176 93V95L174 96V98L172 99V100H176V101H178L177 99H180V98H182L183 97V95L185 96L186 94V96H189V95H191V94H189V93H193V92H195L197 95H198V97H197V95L195 96V97H197V98H199V100H200V102L201 103H204V104H201V103H199L198 102V100L195 98L194 99V95L193 94H195V93H193L192 95H191V97L194 99V102H195V100H196V102L195 103H199V105L198 106H205L204 107V109L202 110V111H200V107L198 108L199 109V111L196 109H194V111H196V112H194V115H195V113H196V115L195 116H193V114H192V116L193 117H195V118H190V119H188V120H186V119H184L185 121H180L181 120V117L179 118L180 120V122H177L178 124H182L180 127H182L181 129H183V127H184V129L186 128L187 130L185 131L186 133H185V135H187L188 133H187V131H189V133H190V135L189 136H191L190 138L189 137H181V138H178L179 139V141L178 142H176V150L175 151H173V152H176L177 154H175L177 157H179L178 159L180 160V158L182 159L183 158V160H186L189 156H193L194 155V166H192V168H191V170L189 171V172H187L184 176H183V178L181 177V178H178V179H173V181H169L168 183H164V187H163V189L161 190V192L160 193H165L164 194V196H166V195H174V196H178V194L180 193V192H178L179 191V189L180 188H182V186H186L187 187V191L186 192H184L185 194H189L190 196H188V195H185V197H192L193 198V200H197V201H199L200 203H208V202H210V201H212V200H216V199H218V197L220 196V199L222 198L221 196H223L222 194L224 193L225 194V192L227 193L228 191V193H227V196L229 195V193H232V191L234 190V192H235V189H236V192H238V194H234V193H232V194H234V195H237V197L238 198H240L241 197V195L243 196V197H241V199L243 198V199H245V197H244V195L246 194H248L247 192H249V191H246V192H244V191H242V192H244L245 194H243L242 192H240L239 193V191L237 190L238 188L237 187H239L240 185H242V184H238V185H236L237 183H236V181H238V180H240V175L242 174L243 175V173H244V175L245 176H248L247 174H253V173H256V174H254V175H257L258 177H257V179H256V176H254V175H252V177L253 178H255L256 180H257V184H258V187H260L261 189H263V191H264V36L262 37L261 35H260V33H263L264 34V31L263 32H260L259 33V31L257 32V29L256 30H254V32L256 31V33H254L253 32ZM132 29V30H133ZM179 29V28H178ZM177 29V30H178ZM184 29V28H183ZM193 29V28H192ZM199 29V28H198ZM215 29V28H214ZM217 29V28H216ZM246 29V28H245ZM244 29V30H245ZM39 30V29H38ZM90 30V31H91ZM188 30V29H187ZM239 30V29H238ZM243 30V29H242ZM258 30H260L261 31V29H258ZM33 32H37V31H34V30H32ZM31 31V32H32ZM101 31V30H100ZM169 31V32H170ZM176 31V30H175ZM174 31V33H176ZM191 31V30H190ZM89 32V31H88ZM92 33H93V31H91ZM91 32H89V33H91ZM97 32H96V34H97ZM102 32V31H101ZM113 32V31H112ZM115 32V31H114ZM119 32V31H118ZM127 32V31H126ZM159 32V31H158ZM173 32V31H172ZM172 32H170V34L172 33ZM192 32V31H191ZM233 32V31H232ZM239 32H241V29H240V31ZM243 32V31H242ZM25 33H28V31L27 32H25ZM91 33V34H92ZM95 33V32H94ZM128 33H129V31H128ZM160 33V32H159ZM218 33V32H217ZM237 33H238V31H237ZM259 33V34H258ZM22 34V33H21ZM20 33H19V36L21 35ZM33 34V33H32ZM85 34V33H84ZM104 34V33H103ZM123 34H125V32L123 33ZM127 34V33H126ZM137 34H136V38H138V36H137ZM185 34H186V32H185ZM236 34V33H235ZM23 35H24V33H23ZM36 35V34H35ZM73 35H72V38L70 37V40L71 41H73L74 40V43L77 45V42H76V40L75 39H77V38H74L73 37ZM86 35V34H85ZM87 35H89L88 33H87ZM105 35V34H104ZM106 35H107V33H106ZM108 35H110V34H108ZM112 35V34H111ZM114 35V34H113ZM129 35H131V36H133L132 34H129ZM146 35H149V36H152L153 37V39L151 38V39H149V37H146ZM181 35V34H180ZM183 35V34H182ZM198 35V34H197ZM230 35V34H229ZM234 35V33L232 34V36ZM236 35V36H237ZM241 35H240V38H241ZM33 36V35H32ZM81 36H80V38H81ZM90 36V35H89ZM91 36H93V35H91ZM103 36V35H102ZM101 36V37H102ZM116 36H117V34H116ZM115 36V37H116ZM167 37H168V35H166ZM170 36V35H169ZM172 36V35H171ZM176 36V35H175ZM212 36V35H211ZM235 36V35H234ZM14 37V38H15ZM25 37V36H24ZM29 37V36H28ZM36 36H34V38H35ZM83 37V36H82ZM100 36H93L92 38H90V39H88V43H89V45L90 46H92L93 47V45L94 46H96V47H98L97 46V44L95 45L94 43H97V42H99V40H102L101 38H99ZM107 37V38H106ZM105 38L108 40L109 38H108V36H106ZM111 37V36H110ZM114 37V36H113ZM127 37L129 38V36L127 35ZM134 37V38H135ZM156 37V38H155ZM160 37V38H159ZM165 37V36H164ZM163 37V40L166 38H164ZM197 37V36H196ZM210 37V36H209ZM231 37V36H230ZM79 38V39H80ZM84 38V37H83ZM103 38H104V36H103ZM105 38H104V41H105ZM117 38V37H116ZM131 39H132V41L134 40L135 41V39L133 38V37H130ZM214 38V37H213ZM21 38L19 37V40H20ZM26 39V38H25ZM33 39V38H32ZM68 39V40H67ZM86 39V38H85ZM114 39V38H113ZM187 39V38H186ZM35 40H36V38H35ZM69 40V41H70ZM110 40H111V43H113L115 40H112L111 38H110ZM128 40V39H127ZM142 40V41H141ZM143 40H145L144 42H143ZM169 40V39H168ZM168 40L166 39V41L168 42ZM179 40V39H178ZM221 40V39H220ZM223 40V39H222ZM31 41V40H30ZM34 41V40H33ZM68 41V42H69ZM71 41H70V44L71 45H73L72 43H71ZM83 41H84V39L80 42L79 41V44L80 43H83ZM113 41V42H112ZM118 41V40H117ZM154 41V42H153ZM195 41V40H194ZM229 41V40H228ZM22 43L23 42H25L24 40L23 41H21ZM48 42V41H47ZM47 42H44V43H47ZM48 42V43H49ZM106 42V41H105ZM104 42V43H105ZM109 42V41H108ZM129 43H131V41H130V39H129V41H128ZM143 42V43H142ZM174 42H176V41H174ZM197 42V41H196ZM216 42V41H215ZM227 42V41H226ZM20 43V42H19ZM26 43H28V42H26ZM25 43V44H26ZM31 43H32V41L30 42V44H28V45H31ZM37 43V42H36ZM39 43V42H38ZM37 43V44H38ZM47 43V44H48ZM52 43V42H51ZM50 43V44H51ZM60 43V42H59ZM63 43H65V42H63ZM117 43V42H116ZM115 43V44H116ZM164 42H162V44H163ZM169 43V42H168ZM183 43V42H182ZM212 43V42H211ZM210 43V44H211ZM225 43V42H224ZM33 44V43H32ZM50 44H48V46L50 45ZM75 44H74V46H75ZM84 44H87L86 43V40H85V42L83 43V46H84ZM108 44H110V43H108ZM107 44V45H108ZM135 44V43H134ZM133 44V45H134ZM137 43H136V45H138ZM144 44V45H143ZM160 44H161V42H160ZM164 44H166V43H164ZM163 44V45H164ZM191 44V43H190ZM204 44V43H203ZM23 45V44H22ZM27 45V46H28ZM34 45V44H33ZM43 45V44H42ZM53 45H55V44H53L52 43V46ZM107 45H105V44H103L101 47L102 48H100V46H99V48L100 49H103V46H107ZM127 45H128V43H127ZM130 45H132V44H130ZM220 45H223V43H221ZM19 46V45H18ZM21 46V45H20ZM26 46V45H25ZM51 46V45H50ZM56 46V45H55ZM61 46V45H60ZM60 46H59V48H60ZM87 46V45H86ZM112 45H108V47H111ZM168 46H169V44H168ZM173 45H171V48H172V50L174 49L173 47H172ZM180 48H182V49H179V51H177L176 49H177V47H176V51L177 52H180V50H181V57H182V52L184 51V49H183V47H182V44H180ZM197 46V45H196ZM204 46V45H203ZM217 46H219V45H217ZM34 47V46H33ZM36 47V46H35ZM41 47V46H40ZM57 47V46H56ZM62 47V46H61ZM70 47V46H69ZM72 47V46H71ZM107 47V48H108ZM133 47V46H132ZM134 47H136V46H134ZM161 47H163L162 45H161ZM179 47V46H178ZM189 47H190V45H189ZM192 47V46H191ZM29 48V47H28ZM38 48V47H37ZM43 48V47H42ZM44 48H45V46H44ZM93 48H95V47H93ZM99 48H97V49H99ZM105 48V47H104ZM106 48V49H107ZM113 48V47H112ZM119 48H121L120 46H119ZM151 48V47H150ZM157 49L158 48H160V47H156ZM164 48V47H163ZM167 48H169V47H167ZM167 48H165V49H167ZM20 49V48H19ZM23 49V48H22ZM25 49V48H24ZM34 49V48H33ZM38 49H40V48H38ZM37 49V50H38ZM57 49V48H56ZM56 49H54V51H56ZM88 49L90 50L91 48L90 47H88ZM117 49V48H116ZM134 49V48H133ZM155 49V48H154ZM162 49V48H161ZM203 49V48H202ZM208 49V48H207ZM25 50H29V49H25ZM31 50H32V48H31ZM30 50V51H31ZM41 50V49H40ZM46 50H48V49H46ZM104 50V49H103ZM110 50L112 51L113 49H110L109 48V52H110ZM115 50V49H114ZM113 50V51H114ZM121 50V49H120ZM119 50V51H120ZM131 50V49H130ZM137 50V49H136ZM168 50V49H167ZM171 50V49H170ZM171 50V51H172ZM183 50V51H182ZM192 50V49H191ZM194 50V49H193ZM17 51H18V49H17ZM23 51L24 50H21V51H19V52H22V54H23ZM33 51V50H32ZM39 51V50H38ZM49 51V50H48ZM47 51V53H49ZM91 51V50H90ZM102 51V50H101ZM106 51H108V50H106ZM116 51H118V50H116ZM118 51V52H119ZM123 51V50H122ZM125 51V50H124ZM150 51H152L151 49H149V53H150ZM161 51H163V50H161ZM166 51V50H165ZM169 52V51H166L167 53L169 52L170 53V56H171V53H172V55H173V53H175V55H176V53L177 52ZM203 51V50H202ZM205 51V50H204ZM215 51V50H214ZM214 51H213V55H214ZM29 52V51H28ZM35 52V51H34ZM45 52V51H44ZM68 52V51H67ZM105 52V51H104ZM146 52H148V51H146ZM192 52V51H191ZM16 53V52H15ZM24 53L26 54L27 53V51L25 52L24 51ZM37 53V52H36ZM42 53H43V51H42ZM41 53V54H42ZM116 53V52H115ZM130 53V52H129ZM167 53H166V55H167ZM18 53H16V55H17ZM25 54H23V55H25ZM29 54H30V52H29ZM28 54V55H29ZM32 54H34V53H32ZM38 54H40L39 52H38ZM40 54V55H41ZM58 54V53H57ZM82 54V53H81ZM96 54V53H95ZM116 54H118V53H116ZM119 54H120V52H119ZM118 54V55H119ZM148 54V53H147ZM191 54V53H190ZM19 55V54H18ZM35 55V54H34ZM42 55H45V54H42ZM99 55V54H98ZM103 55H104V53H103ZM111 55V54H110ZM124 55V54H123ZM164 55V54H163ZM174 55V56H175ZM178 55V54H177ZM212 55V56H213ZM22 56V55H21ZM31 56V54L29 55V57ZM52 56V55H51ZM54 56V55H53ZM102 56V55H101ZM114 56V55H113ZM120 56V55H119ZM169 56V55H168ZM169 56V57H170ZM202 56V55H201ZM13 57V56H12ZM20 57V56H19ZM19 57H18V59H19ZM25 57H27V55L25 56ZM77 57V56H76ZM99 57H100V55H99ZM104 57L105 56H103L102 58H103V60L102 59H97V60H101L102 62L105 60L104 59ZM107 57H108V55H107ZM116 57V56H115ZM123 57V56H122ZM173 57V56H172ZM171 57V58H172ZM180 56H178V57H176L175 59H174V61L177 59V58H179ZM180 57V58H181ZM11 58V57H10ZM21 58H23V56L21 57ZM166 58V57H165ZM174 58V57H173ZM173 58L172 59H169V60H173ZM187 58V57H186ZM189 58V57H188ZM195 58V57H194ZM13 59V58H12ZM12 59H11V61H12ZM29 59V58H28ZM27 59V60H28ZM32 59V58H31ZM113 59V58H112ZM116 59V58H115ZM118 59V58H117ZM157 59V58H156ZM199 59H200V57H199ZM39 60V59H38ZM50 60V59H49ZM135 60H137L136 58H135ZM179 60H182V58L181 59H179ZM186 60V59H185ZM190 60V59H189ZM139 61V60H138ZM167 61V60H166ZM176 61H178V60H176ZM17 61H15V63H16ZM27 62V61H26ZM101 62V63H102ZM165 62V61H164ZM170 62V61H169ZM173 62V61H172ZM179 62H181V61H179ZM200 62V61H199ZM198 62V63H199ZM20 63V62H19ZM44 63V62H43ZM53 63V62H52ZM159 63V62H158ZM157 63V64H158ZM175 63V62H174ZM168 64V63H167ZM171 64V63H170ZM169 64V65H170ZM177 64V63H176ZM178 64H180V63H178ZM203 64V63H202ZM127 65V64H126ZM130 65V64H129ZM171 65H173V63L171 64ZM183 65V64H182ZM196 65H197V63H196ZM167 65L165 64V63H162L161 65H157V66H153V67H148V69H147V71H145V73L144 74H142L141 73V75H143V76H141V75H139V76H141V77H137L138 79H139V81H140V79H143V78H145L144 80H146V77L148 78V77H152L153 78V74L154 73H159V70H161V69H164L165 67H166ZM175 66V65H174ZM177 66H179V65H177ZM180 66H181V64H180ZM185 66V65H184ZM199 66H196V67H199ZM101 67H103V66H101ZM11 68V67H10ZM18 68V67H17ZM16 68V69H17ZM168 68V67H167ZM170 68V67H169ZM172 68V67H171ZM170 68V69H171ZM175 68H177L176 66L173 68V70L175 69ZM184 68V67H183ZM182 68V69H183ZM103 69V68H102ZM170 69H168L169 71H170ZM179 69H181L180 67H179ZM181 69V70H182ZM8 70V71H7ZM34 70V69H33ZM136 70H137V68H136ZM164 70H166V68L164 69ZM168 70H166V71H168ZM144 71V70H143ZM182 71H184V70H182ZM186 71V70H185ZM161 72V71H160ZM140 73V72H139ZM164 73H167V77H168V72H165L164 71ZM194 73V72H193ZM192 73V74H193ZM11 74V73H10ZM160 74V73H159ZM177 74V75H176ZM117 75V74H116ZM157 75V74H156ZM156 75H155V77H156ZM163 75H165V74H163ZM158 76H160V75H158ZM157 76V77H158ZM162 76V75H161ZM160 76V77H161ZM172 76H173V74H172ZM191 77L190 78V80L188 81V77ZM91 77V76H90ZM4 78V79H3ZM170 78V77H169ZM26 79V78H25ZM135 79V78H134ZM154 79H157V78H154ZM158 79H160L159 77H158ZM163 79V78H162ZM162 79H160V80H162ZM239 79H243V80H245V81H247V83H249V85L247 84V86H250V87H248L250 90H252L253 91V94L252 95H249V93L251 92V91H249V93H248V90H247V96L249 95V97H245V98H247L246 100H248V98H249V101H247V102H245V104H246V111L247 112H245L246 113V115H244V118H243V122H240L241 124H239V125H236L235 127L234 126H232L231 125V127H226V128H224V129H227V136H230V139L232 138V137H234V139H233V141L234 140H236V141H238V147H239V149H238V147H237V149H238V151H236L235 149V151H233V150H231L232 151V153L227 157V155L225 156V157H227V158H224L222 155H220V154H218L219 156H212V154H210V151L212 150H210V149H208L209 148V146H211V144H213V143H211V142H213V137L214 136H217L216 134L217 133H219L221 130H222V132H223V129L221 128V130L220 131H218V132H216V134L215 133H213L214 131H216V130H214L213 131V126L211 127V125H213V123H212V110H213V107L215 106V104H217L218 103V101H219V99H218V97L219 98H222V97H224V96H222V95H225L227 92H230V91H228V90H232V89H234V87H232V88H230V89H228V87H231L230 85H232V84H235V82L237 81V80H239ZM89 80V79H88ZM137 80V79H136ZM135 80V81H136ZM148 80H150V78L148 79ZM147 80V81H148ZM160 80L159 81H157V82H160ZM164 80H166V79H163L162 81H164ZM242 80V81H243ZM130 81V80H129ZM139 81H138V83H139ZM151 81L152 82H154L155 81V83H156V80H152L151 79ZM241 81V80H240ZM240 81H238V83L240 82ZM25 82V81H24ZM143 82V81H142ZM144 82H146V81H144ZM151 82V83H152ZM136 83V82H135ZM137 83V84H138ZM148 83V82H147ZM149 83H150V81H149ZM164 84H166V82L164 81L163 82ZM237 83V82H236ZM238 83L237 84H235V86H237V88H238ZM141 84V83H140ZM153 84L154 83H152L151 85L153 86ZM240 84H242L243 85V83L241 82ZM143 85H144V83H143ZM149 85V84H148ZM157 84H155V86H156ZM162 85V84H161ZM3 86V85H2ZM233 86V85H232ZM239 86H241V85H239ZM245 86V85H244ZM28 87V86H27ZM131 87V86H130ZM142 87V86H141ZM140 87V88H141ZM151 87V86H150ZM149 87V88H150ZM165 88H167V85H165L164 86ZM163 87V90L165 89ZM170 88H172L171 86H169ZM243 86H241L240 88H242ZM83 88V87H82ZM145 88L147 89V90H149V88H147V85L145 84ZM153 88H155L154 90H156V87H154L153 86ZM153 88H151L149 91H153ZM169 88V89H170ZM246 88V87H245ZM59 89V88H58ZM133 89V88H132ZM158 89H161V88H159L158 87ZM175 89V90H176ZM243 89H244V87H243ZM19 90V89H18ZM17 90V91H18ZM134 90H136V89H134ZM139 90L140 89H137L136 90V92H132L133 90H130L129 92L128 91H123V92H118L115 96H113V97H111V99L109 100V101H107L106 102V104H104L103 105V107H102V109H100V110H98V112L96 113V114H98L97 116H99L98 117V123H99V121H102V123H103V120L102 119H105V118H108V117H112L115 113H117L118 111V109L119 108H122V106H124V105H127V104H133L134 102H135V100L136 99H138L137 97L139 96ZM162 90V89H161ZM168 90V89H167ZM172 90V89H171ZM170 90V91H171ZM175 90H172V91H175ZM188 90L189 91H191V90H193V92L191 91V92H189V93H186V92H188ZM235 90V89H234ZM236 90H238V89H236ZM235 90V91H236ZM158 91V90H157ZM178 91V90H177ZM178 91V92H179ZM246 91V90H245ZM25 92V91H24ZM105 92V91H104ZM150 92V93H151ZM155 92V91H154ZM164 92L166 93V90H164ZM182 92V91H181ZM226 92V93H225ZM22 93V92H21ZM149 93V92H148ZM153 93V92H152ZM158 93V92H157ZM165 93L163 94L164 95V97H165ZM174 93V92H173ZM231 93H233L232 91H231ZM239 93V92H238ZM11 94V93H10ZM38 94V93H37ZM89 94V93H88ZM158 94H160V96H161V93L159 92ZM157 94V95H158ZM189 94V95H188ZM6 95V94H5ZM83 95V94H82ZM151 95V94H150ZM156 95V94H152L151 96H152V98H154V96ZM171 95V94H170ZM170 95H167V97H170ZM174 95V94H173ZM173 95H171V96H173ZM227 95H228V93H227ZM227 95H225V97L227 96ZM231 95H233V94H231ZM8 96V95H7ZM144 96V95H143ZM159 96V95H158ZM158 96H155V97H158ZM159 96V97H160ZM222 96V97H221ZM230 96V95H229ZM242 96V95H241ZM252 96V98L250 99V97ZM14 97V96H13ZM148 97H149V94H148ZM167 97H165V99L167 98ZM224 97V98H225ZM84 98V97H83ZM161 98H162V96H161ZM172 97H170V98H167V101H168V99H169V101H170V99H171ZM177 98V99H176ZM187 98V97H183V100L184 101H186L185 103H188V104H190L189 106H191V103H192V101H193V99H190V100H192L191 102H189L190 100H189V98H187V100H185V99ZM227 98V97H226ZM226 98L224 99V100H226ZM32 99V98H31ZM33 99H36V98H33ZM141 99V98H140ZM163 99V98H162ZM216 99H218V101H217V103H216ZM238 99V98H237ZM221 100V99H220ZM230 100H232V99H230ZM60 101V100H59ZM159 101V100H158ZM161 101V100H160ZM159 101V102H160ZM162 101H164V99L162 100ZM167 101H165V102H161V109H166V110H169L171 107L170 106H168L169 104H168V102ZM180 101V100H179ZM182 101V100H181ZM183 101V102H184ZM29 102V101H28ZM33 102H34V100H33ZM36 102H37V100H36ZM75 102V101H74ZM136 102H137V100H136ZM140 102V101H139ZM153 102H154V100H153ZM171 102V101H170ZM173 102V101H172ZM192 103V104H195V103ZM222 102V101H221ZM240 102V101H239ZM63 103V102H62ZM87 103V102H86ZM97 103V102H96ZM105 103V102H104ZM138 103V102H137ZM156 103H157V101H156ZM173 103H175V102H173ZM172 103V104H173ZM177 103V107H179L178 108V111L180 112V106H178V103L179 102H176ZM175 103V104H176ZM185 103H182V105H184ZM197 103V104H198ZM46 104H49V102L48 103H46ZM83 104H84V102H83ZM82 104V105H83ZM103 104V103H102ZM138 104H140V103H138ZM159 104V103H158ZM187 104V105H188ZM241 104V103H240ZM244 104V103H243ZM34 105V104H33ZM45 105V104H44ZM43 105V106H44ZM75 105V104H74ZM78 105V104H77ZM174 105V104H173ZM179 105H181L180 103H179ZM186 105V104H185ZM232 105V104H231ZM80 106V105H79ZM134 106V105H133ZM132 105H131V107H133ZM136 106H138V105H136ZM135 106V107H136ZM159 106H160V104H159ZM176 106V105H175ZM175 106H173L174 108H175ZM194 106V105H193ZM193 106H191L192 108H194L195 106H197V105H195L194 107ZM234 106V105H233ZM45 107H46V105H45ZM70 107V106H69ZM78 107V106H77ZM101 107V106H100ZM125 107H127V106H125ZM134 107V108H135ZM141 107H142V105H141ZM170 107V108H169ZM176 107V108H177ZM187 107V106H186ZM185 107V109H190L189 107H187L186 108ZM239 107H242L243 108V105L241 106V105H239ZM44 108V107H43ZM79 108V107H78ZM124 108V107H123ZM122 108V110L124 111V109ZM128 108H130V106L129 107H127L126 109H127V111L126 112H128ZM137 108V107H136ZM139 108H140V106H139ZM143 108H144V106H143ZM181 108H182V106H181ZM191 108V109H192ZM197 108V107H196ZM202 108V107H201ZM231 108V107H230ZM234 108V107H233ZM241 108V109H242ZM73 109H74V107H73ZM133 109V108H132ZM131 109V110H132ZM160 109V110H161ZM164 109L162 110V111H164ZM184 109V108H183ZM236 109V108H235ZM11 110H12V108H11ZM14 110V109H13ZM84 110V109H83ZM130 109H129V111H131ZM171 110H172V108H171ZM171 110H169V112L171 111ZM177 110V109H176ZM233 110V109H232ZM240 110V109H239ZM244 110V108L240 111V112H242ZM117 111V112H116ZM120 111H121V109H120ZM135 111H136V109H135ZM134 111V112H135ZM141 111V110H140ZM150 111V110H149ZM178 111H174L175 113H177ZM192 111V110H191ZM197 111L199 112V114L197 115ZM245 111V110H244ZM14 112V111H13ZM19 112V111H18ZM39 112V111H38ZM73 112V111H72ZM166 114H167V112L166 111H164ZM168 112V113H169ZM172 113H173V111H171ZM182 112H185V111H182ZM218 112V111H217ZM239 112V111H238ZM125 113V112H124ZM128 113H131V112H128ZM138 113V112H137ZM187 113V112H186ZM192 113V112H191ZM234 113V112H233ZM244 113V112H243ZM243 113H242V115H243ZM24 114V113H23ZM76 114V113H75ZM85 114V113H84ZM118 114H121L120 112H118ZM162 114H164V113H162ZM183 114V113H182ZM190 114V113H189ZM222 114V113H221ZM41 115V114H40ZM80 115H82V114H80ZM117 115V114H116ZM127 115V114H126ZM131 115H133V112H132V114ZM134 115H135V113H134ZM133 115V116H134ZM140 115V114H139ZM146 115V114H145ZM178 115H179V113H178ZM214 115V114H213ZM68 116V115H67ZM87 116V115H86ZM149 116V115H148ZM154 116V115H153ZM166 116V115H165ZM168 116V115H167ZM174 116V115H173ZM185 116V115H184ZM191 116V117H192ZM225 116V115H224ZM114 117V116H113ZM118 117V116H117ZM190 117V116H189ZM243 117V116H242ZM79 118V117H78ZM94 118H96V117H94ZM125 118V117H124ZM213 118H215V117H213ZM44 119V118H43ZM101 119V120H100ZM112 119V118H111ZM137 119V118H136ZM239 119V118H238ZM242 119V118H241ZM40 120V119H39ZM71 120V119H70ZM122 120V119H121ZM169 120H172V119H169ZM176 120H178L177 118L175 119V121ZM183 120V119H182ZM214 120V119H213ZM227 120V119H226ZM233 120V119H232ZM235 120V119H234ZM86 121H88V120H86ZM81 122V123H86L87 124V122ZM90 121V120H89ZM88 121V122H89ZM96 121V120H95ZM105 121H106V119H105ZM113 121V120H112ZM147 121V120H146ZM164 121H166V120H164ZM14 122V121H13ZM12 122V123H13ZM25 122V121H24ZM72 122V120L70 121V123ZM120 122V121H119ZM137 122H138V120H137ZM155 122V121H154ZM169 122V121H168ZM167 122V124H169V125H171L170 123H171V121H170V123H168ZM172 122H174V121H172ZM189 122V123H188ZM228 122V121H227ZM226 122V123H227ZM229 122H231V120L229 121ZM234 122V121H233ZM65 123V122H64ZM66 123H68V121H66ZM75 126H76V124L78 125L79 124V122H77L76 124H75V122H72ZM71 123V124H72ZM80 123V124H81ZM92 123H93V121H92ZM91 123V121H90V124H92ZM96 123V122H95ZM98 123H96V124H98ZM113 123V122H112ZM122 123V122H121ZM166 123V122H165ZM164 123V124H165ZM212 123V124H211ZM16 124V123H15ZM20 124H22V123H20ZM24 124V123H23ZM70 124V125H71ZM72 124V125H73ZM89 124V123H88ZM89 124V125H90ZM135 124H136V122H135ZM223 124V123H222ZM4 125V124H3ZM64 125V124H63ZM67 125H69V123L67 124ZM93 125V124H92ZM103 125H105V124H103ZM108 125H109V123L107 124V127H108ZM150 125H152V124H150ZM186 125V126H185ZM226 125H228V124H226ZM234 125V124H233ZM2 126V125H1ZM75 126H71L72 127V129H74L73 127H75ZM88 126V125H87ZM142 126V125H141ZM160 126V125H159ZM222 126V125H221ZM50 127V126H49ZM65 127H66V125H65ZM92 127V126H91ZM164 127H165V125L163 126V127H160V129H164ZM215 127V126H214ZM219 127V126H218ZM13 128V127H12ZM24 128V127H23ZM48 128V127H47ZM68 128H70V126L69 127H67V129ZM79 128V127H78ZM85 128H87V127H85ZM89 128H90V126H89ZM168 128V127H167ZM14 129V128H13ZM88 129V128H87ZM91 130L92 129H94V127H92V128H90ZM89 129V130H90ZM102 129V128H101ZM105 129V128H104ZM104 129H103V132H104ZM107 129V128H106ZM105 129V130H106ZM110 130V132H111V129H112V131H113V128H109ZM151 129V128H150ZM150 129H149V131H147V132H150ZM162 129V130H163ZM240 129V130H239ZM2 130H3V128H2ZM1 130V131H2ZM8 130V129H7ZM64 131H65V129H63ZM76 130H77V127H76ZM108 130V129H107ZM158 130V129H157ZM179 130V129H178ZM217 130H218V128H217ZM238 130V131H237ZM4 131V130H3ZM60 131V130H59ZM66 131H69V130H66ZM71 131V130H70ZM93 131V130H92ZM92 131H90V132H92ZM96 131V130H95ZM94 131V132H95ZM98 131H100V129L98 130ZM115 131V130H114ZM161 131V130H160ZM165 131V130H164ZM48 132V131H47ZM52 132V131H51ZM73 132V135H74V132H75V130L74 131H72ZM87 132V131H86ZM93 132V133H94ZM118 132V131H117ZM224 132H226V131H224ZM223 132V133H224ZM1 133V132H0ZM54 133V132H53ZM56 133V132H55ZM58 133V132H57ZM64 133V132H63ZM77 133H78V131H77ZM83 133V132H82ZM85 133V132H84ZM101 133H102V131H101ZM114 133V132H113ZM112 132H111V134H113ZM159 133V132H158ZM161 133V132H160ZM223 133H221L220 132V135H223ZM2 134V133H1ZM0 134V135H1ZM4 134V133H3ZM3 134H2V136H3ZM9 134H10V131H9ZM49 134H51V133H49ZM59 134V133H58ZM80 134V133H79ZM92 134V133H91ZM108 134V133H107ZM106 134V135H107ZM110 134V133H109ZM115 135L117 134L116 132L114 133ZM113 134V136H114V138L115 139H117L118 137L117 136H115ZM213 134H215V135H213ZM226 134V133H225ZM40 135V134H39ZM42 135V134H41ZM44 135V134H43ZM47 135H48V133H47ZM47 135H45V136H47ZM57 135V134H56ZM72 135V136H73ZM89 135H90V133H89ZM89 135H87V136H89ZM94 135H96V133H94ZM93 135V136H94ZM98 135V134H97ZM132 135V134H131ZM144 135V134H143ZM150 135V134H149ZM148 135V136H149ZM155 135V134H154ZM160 135V134H159ZM172 135V134H171ZM63 136V135H62ZM62 136H61V134H60V139L62 138ZM65 136V135H64ZM83 136V135H82ZM91 136V135H90ZM146 136H147V134H146ZM147 136V137H148ZM223 136H226V135H223ZM222 136V137H223ZM10 137V136H9ZM42 137V136H41ZM57 137H58V135H57ZM66 137V136H65ZM64 137V138H65ZM68 137H71V135L70 136H68ZM76 137V136H75ZM79 137V136H78ZM92 137V136H91ZM107 137V136H106ZM106 137H105V139H106ZM131 137V136H130ZM156 137H158V134H157V136ZM13 138V137H12ZM37 138H39V137H37ZM84 138V137H83ZM103 138V137H102ZM100 139V140H103V139ZM113 138V137H112ZM125 138V137H124ZM159 139L160 138H162V137H158ZM157 138V139H158ZM228 138V137H227ZM3 139V138H2ZM4 139H8V138H5L4 137ZM24 139V138H23ZM40 139V138H39ZM46 139V138H45ZM55 139H56V137H55ZM58 139V138H57ZM77 139H79V138H75V140H77ZM93 139H96L98 142H99V140H98V138H93ZM111 139V138H110ZM109 139V140H110ZM177 139V140H178ZM190 139H193L194 141H198V142H200V140H203V141H201L202 143H203V145L202 146H200L199 147V145H198V147H196V149L194 148L193 149V146H191L192 144L190 143L189 144V142H190ZM218 139V138H217ZM216 138H215V140H217ZM224 139H225V137H224ZM32 140V139H31ZM41 140H44V138L43 139H41ZM53 140V139H52ZM59 140V139H58ZM57 140V141H58ZM62 140V139H61ZM72 140V139H71ZM80 140V139H79ZM91 140H92V138H91ZM106 140H108V139H106ZM105 140V141H106ZM114 140V139H113ZM127 140V139H126ZM161 140V139H160ZM162 140H163V138H162ZM161 140V141H162ZM192 140V141H193ZM226 140V139H225ZM4 141V140H3ZM5 141H7V140H5ZM34 141H36V140H34ZM33 141V142H34ZM45 141H48V140H45ZM50 141V140H49ZM63 141V140H62ZM66 141V143H70L69 141L67 142V140H65ZM95 141V140H94ZM140 141V140H139ZM155 140H153V142H154ZM164 141H165V139H164ZM163 141V142H164ZM168 141V140H167ZM219 141H221V138H220V140ZM227 141V140H226ZM230 140L228 139V141L227 142H229ZM41 142V141H40ZM39 142V145H42L43 144V142L44 141H42V143H40ZM51 142H53V141H51ZM131 142V141H130ZM171 142L172 141H170V144H171ZM198 142H197V144H198ZM201 142L199 143V144H201ZM222 142H224L223 140H222ZM8 143L9 142H5V143H3V145H2V148H3V146H6V148H14V147H10V145L9 146H7L8 145ZM36 143V142H35ZM59 143V142H58ZM72 143V142H71ZM70 143V144H71ZM106 143V142H105ZM139 143V142H138ZM158 143V142H157ZM174 143V142H173ZM217 143H219V142H215V145L217 144ZM11 144V143H10ZM33 144V143H32ZM65 144V143H64ZM93 144V143H92ZM164 144V143H163ZM193 144H195L194 142H193ZM196 144V145H197ZM223 144H225V143H223ZM222 144V145H223ZM235 144V143H234ZM38 145V144H37ZM49 145V144H48ZM48 145L46 146V145H44V147H41V146H38L37 147V153H35V154H39V153H41L43 150H45V149H47V147H48ZM62 145V144H61ZM142 145V144H141ZM156 145H158V144H156ZM225 145H227V144H225ZM236 145V144H235ZM63 146V145H62ZM61 146V147H62ZM109 146V145H108ZM163 146H166V145H163ZM162 146V148H164ZM169 146H171V145H169ZM214 146V145H213ZM237 146V145H236ZM236 146H235V148H236ZM35 147V146H34ZM59 147V146H58ZM67 147V146H66ZM160 147H161V144H160ZM1 148V149H2ZM5 148V149H6ZM29 148V147H28ZM63 148V147H62ZM146 148V147H145ZM144 148V149H145ZM166 148H168V146L166 147ZM170 148V147H169ZM175 148V147H174ZM223 148V147H222ZM234 148V147H233ZM245 148H247L248 150L247 151H244V149ZM18 149V148H17ZM31 151L30 152H33V148L31 147ZM61 149V148H60ZM70 149V148H69ZM147 149H149V148H147ZM151 149V148H150ZM172 149V148H171ZM192 149L193 150H195V151H193L192 152ZM22 150V149H21ZM165 149H160L159 151L161 152V151H164ZM169 150V149H168ZM173 150V149H172ZM172 150H170V151H172ZM1 152H2V150H0ZM46 151V150H45ZM48 151V150H47ZM108 151V150H107ZM153 151V150H152ZM158 151V150H157ZM158 151V152H159ZM166 151V150H165ZM222 151H223V149H222ZM226 151H228L229 153H230V151L229 150H226ZM30 152H27L28 153V155H30L31 153ZM51 152V151H50ZM56 152V151H55ZM159 152V154L160 155H158V153H156L158 156H156V158H155V161H158V163H156V166H157V171L159 170H161V169H164L163 167H166V168H168V167H170L171 166V160H172V158L169 156L170 154L169 153H165L164 152V154H161ZM192 152V153H191ZM213 152V151H212ZM3 153V152H2ZM1 153V156L3 155ZM7 153H11V152H5V154H7ZM61 153V152H60ZM217 153V152H216ZM219 153H221V152H219ZM225 153V152H224ZM229 153H227V154H229ZM33 154V153H32ZM31 154V155H32ZM46 154V153H45ZM44 154V155H45ZM52 154V153H51ZM55 154V153H54ZM54 154H53V156H54ZM152 154V153H151ZM155 154V155H156ZM173 154V153H172ZM222 154H223V152H222ZM9 155V154H8ZM26 155V154H25ZM28 155H26V156H28ZM34 155V154H33ZM40 155V154H39ZM154 155V156H155ZM224 155V154H223ZM250 156V155H252V157L255 155V156H257L258 155V157H259V159H260V161L259 162H261V160H262V163H261V165L263 164V166H261V165H259L258 163H255V165L253 166V167H251V166H249L248 165V162H246L245 163V161H246V156ZM7 156V155H6ZM24 156V155H23ZM38 156V155H37ZM36 156V157H37ZM42 155H40V157H41ZM152 156V155H151ZM176 156L175 157H173V159L174 158H176ZM254 156V157H255ZM4 157V159H5V155L3 156ZM21 157V156H20ZM36 157H34V158H36ZM39 157V158H40ZM2 158V157H1ZM18 158V157H17ZM22 158V157H21ZM26 158H28V157H26ZM31 158V157H30ZM43 158V157H42ZM52 158V157H51ZM184 158H186V159H184ZM3 159V158H2ZM2 159H0V160H2ZM4 159L2 160L3 162H4ZM7 159H9V158H7ZM23 159V158H22ZM37 159V158H36ZM41 159V158H40ZM39 159V160H40ZM55 159V158H54ZM61 159V158H60ZM149 158H147V160H148ZM189 159H191V158H188V160ZM253 159V158H252ZM255 159V158H254ZM253 159V160H254ZM258 158H256V160H259ZM12 160V159H11ZM17 160H19V158L17 159ZM21 160V159H20ZM33 161H35L34 159H32ZM151 160V159H150ZM192 160V159H191ZM22 161V160H21ZM24 161V160H23ZM26 161V160H25ZM38 161V160H37ZM193 161V160H192ZM248 161H249V159H248ZM13 162V161H12ZM20 162V161H19ZM19 162H15L16 164H14L15 165V168H12L13 169V171L11 170V173L10 174H14V176H13V178H10L11 180V183H10V185H11V188L9 189L10 191H7L6 190V192L2 195L1 193V195H2V197H0V199L2 198V200L3 199H9L8 201H9V205L12 207V201H11V196L13 195V194H15L17 191H16V185H17V180H14L15 179V174L17 175V173H19L18 172V170H19V168H18V170L16 169V165L19 163ZM173 162V161H172ZM178 162V161H177ZM185 162V161H184ZM183 162V163H184ZM188 162V161H187ZM253 162H255V161H253ZM22 163V162H21ZM20 163V164H21ZM66 163V162H65ZM150 163V162H149ZM182 163V164H183ZM186 163V162H185ZM189 163V162H188ZM191 163V162H190ZM190 163L189 164H187V166L189 165V166H191L190 165ZM3 164H6L7 165V161H6V163L4 162ZM2 164V165H3ZM8 164H9V162H8ZM24 164V163H23ZM6 165H4V166H6ZM9 165H12L11 163L9 164ZM19 165V164H18ZM32 165V164H31ZM30 165V166H31ZM144 165H142V167H143ZM187 166H186V168H187ZM188 166V167H189ZM13 167V166H12ZM18 167H20V166H18ZM65 167V166H64ZM174 167V166H173ZM42 169H47V168H42ZM68 169V168H67ZM181 169V168H180ZM5 170V169H4ZM72 170V169H71ZM185 170V169H184ZM189 170V169H188ZM248 170V171H247ZM1 172V171H0ZM4 172V171H3ZM13 172V173H12ZM51 172V171H50ZM72 172V171H71ZM143 172V171H142ZM177 172H178V170H177ZM177 172H174V173H176L177 174ZM153 173V172H152ZM9 174V175H10ZM40 174V173H39ZM43 174V173H42ZM73 174V173H72ZM175 174V175H176ZM178 174H179V172H178ZM177 174V175H178ZM22 175V174H21ZM71 174H69V176H70ZM157 175V174H156ZM162 175V174H161ZM171 175V174H170ZM244 175L242 176L243 178H244ZM18 176V175H17ZM17 176H16V178H17ZM46 176V175H45ZM56 176V175H55ZM250 176V175H249ZM248 176V177H249ZM49 177V176H48ZM152 177V176H151ZM156 177V176H155ZM172 177V176H171ZM239 177V178H238ZM251 177V176H250ZM249 177V178H250ZM236 178H238L237 180H236ZM249 178H247V179H249ZM8 179V178H7ZM57 179V178H56ZM55 179V180H56ZM115 179V178H114ZM121 179V178H120ZM149 179V178H148ZM152 179V178H151ZM154 179V178H153ZM162 179H164V178H162ZM246 179V178H245ZM244 179V181H241V182H245L246 180ZM255 179H254V181H255ZM9 180V179H8ZM29 180H30V178H29ZM29 180H27V181H29ZM131 180V179H130ZM150 180V179H149ZM172 180V179H171ZM253 180V179H252ZM26 181V182H27ZM122 181V180H121ZM141 181V180H140ZM251 181V180H250ZM253 181V182H254ZM127 182V181H126ZM252 181L250 182V186H251V184L253 183ZM46 183V182H45ZM69 183V182H68ZM119 183V182H118ZM159 183V182H158ZM162 183V182H161ZM160 183V184H161ZM246 183V182H245ZM247 183H249L248 181H247ZM254 183H256V182H254ZM254 183H253V187L255 186V185H257V184H255L254 185ZM24 185V184H23ZM159 185V184H158ZM235 185L237 186V187H235ZM248 185V184H247ZM132 186V185H131ZM243 187H242V189H241V187H239V189H241V190H244L243 188L244 187H246L245 186V184L244 185H242ZM250 186L249 187H246L247 189L246 190H248V188H250ZM7 187V186H6ZM106 187V186H105ZM159 187H160V185H159ZM158 188V187H157ZM18 189H20V188H18ZM69 189V188H68ZM107 189V188H106ZM155 189V188H154ZM253 189V188H252ZM251 189V190H252ZM102 190V189H101ZM240 190V191H241ZM251 190H250V192H251ZM152 191V190H151ZM171 191V193H169V194H167L168 192H170ZM231 191V192H230ZM66 192V191H65ZM235 192V193H236ZM249 192V194H251ZM253 192V191H252ZM262 193V192H261ZM18 194V193H17ZM22 194V193H21ZM20 194V195H21ZM157 195H159V194H157ZM239 195V196H238ZM245 195V196H246ZM17 196V195H16ZM22 196V195H21ZM21 196H19L18 198L20 199L21 198ZM155 196H156V194L154 195V196H152V197H149V198H145V199H143V201H142V216L143 217H141V218H144V217H148V218H150V219H152V221H154V222H156L155 220H156V218L154 217V218H152L153 217V212H152V210H151V207L154 205V204H157L156 202H157V200H158V198H157V200L155 199ZM180 197V196H179ZM229 197V196H228ZM236 197V198H237ZM108 198H110V197H108ZM182 198V197H181ZM227 198V197H226ZM233 199H234V196L232 197ZM235 198V199H236ZM85 199V198H84ZM140 199H142V198H140ZM185 199H187V198H184V199H179L178 197L177 198H173V199H171V200H173L171 203H170V205H173L172 207L174 208V210L176 211V210H180V213L182 214V216H189V214L192 212V210H190V206L189 207H187L186 206V201L187 200H189V199H187V200H185ZM225 199V198H224ZM235 199H234V203H236L235 202ZM240 199V202L243 200H241ZM259 199V202H258V208H262L263 206H264V194L262 193V195L260 194V198H258ZM2 200H0L1 202H2ZM4 200V201H5ZM15 200V199H14ZM13 200V201H14ZM105 200V199H104ZM190 200H192V199H190ZM3 201V202H4ZM141 201V200H140ZM179 201V202H178ZM226 201V200H225ZM224 201V202H225ZM239 201V200H238ZM244 201V200H243ZM242 201V202H243ZM7 202V201H6ZM17 202H18V200H17ZM178 202V203H177ZM223 202V203H224ZM231 202V201H230ZM108 203V202H107ZM112 203V202H111ZM158 203H160V202H158ZM228 203V202H227ZM232 203V202H231ZM238 203V202H237ZM8 204V203H7ZM210 204V203H209ZM8 205V207H3V205L1 204V206H0V216H5V215H7V214H11V212L12 211H14L12 208H14V207H10ZM17 205V204H16ZM107 205V204H106ZM196 205H197V203H196ZM195 205V206H196ZM226 205L227 204H225V206L224 207H226ZM231 205H233V203L231 204ZM238 205V204H237ZM243 205V204H242ZM4 206H5V204H4ZM155 206V205H154ZM157 206V205H156ZM234 206V205H233ZM256 206V205H255ZM132 207H133V205H132ZM135 207H136V209H135ZM139 207V206H138ZM137 206H135V204H134V207L133 208H129L130 210H131V212H129L128 210V212H129V215L128 216H130V215H132L133 213H136L135 215H138V213H139V211L140 210H137V208H138ZM206 207V206H205ZM209 207V206H208ZM220 207H222L223 208V206H220ZM219 207V208H220ZM228 207V206H227ZM234 207H236V206H234ZM170 208H171V206H170ZM238 208V207H237ZM257 208V207H256ZM17 209V208H16ZM134 209V210H133ZM153 209V208H152ZM197 209V208H196ZM221 209V208H220ZM224 209H226V208H224ZM234 209V208H233ZM260 209H259V212H256V213H258V215H259V213H260ZM263 209V208H262ZM67 210V209H66ZM222 210V209H221ZM236 210V209H235ZM235 210H233V211H235ZM114 211V210H113ZM223 211H225V210H223ZM222 211V212H223ZM237 211V210H236ZM258 211V210H257ZM264 211V210H263ZM5 212V213H4ZM112 212V210L110 211V213ZM126 212V211H125ZM219 212V213H218ZM221 212V213H222ZM261 212H262V210H261ZM1 213H4V214H2L1 215ZM179 213V212H178ZM221 213H220V210H218V207H217V210H216V212L213 214V215H209V217H208V219L205 221V222H207V223H213V221L214 220H216L219 216H221ZM229 213V212H228ZM126 214V213H125ZM128 214V213H127ZM126 214V215H127ZM140 214V213H139ZM223 214V213H222ZM224 214H226L227 215V213H224ZM234 214V215H233ZM232 214V216H235V212ZM198 215V214H197ZM202 215V214H201ZM217 215V216H216ZM65 216V215H64ZM71 216V215H70ZM140 216H141V214H140ZM203 216V215H202ZM224 216V215H223ZM222 216V217H223ZM229 216V215H228ZM231 216V217H232ZM7 217V216H6ZM9 217H11V215H9ZM99 217V216H98ZM118 217V216H117ZM133 217H135V216H133ZM137 217H139V216H137ZM226 217V216H225ZM262 217V216H261ZM2 218V217H1ZM12 218V217H11ZM136 218V217H135ZM235 218V217H234ZM238 219H239V217H237ZM241 218V217H240ZM260 218V217H259ZM263 218H264V215H263ZM3 219H5V217L3 218ZM158 219V218H157ZM178 219V218H177ZM181 219V218H180ZM7 220H8V218H6V222H7ZM99 220V219H98ZM101 220V219H100ZM132 220V219H131ZM193 220V219H192ZM199 220V219H198ZM252 220V219H251ZM262 220V219H261ZM0 221H3V220H0ZM5 221V220H4ZM16 221H17V219H16ZM103 221V220H102ZM101 221V222H102ZM108 221V220H107ZM106 221V222H107ZM138 221V220H137ZM168 221V220H167ZM166 221V222H167ZM171 221V220H170ZM186 221V220H185ZM188 221V220H187ZM232 221H234V220H232ZM235 221H236V219H235ZM13 222H14V220H13ZM104 222V221H103ZM102 222V223H103ZM136 222V221H135ZM160 222H163V224L161 225H159L160 226V228H161V234L162 235H160V236H163V237H166V236H169L171 233L170 232H165V233H162V231H164L165 229H170L171 227H172V225H174V224H172V225H167L166 224V222L164 223V221H160ZM240 221H238V224H237V226H238V228H240L239 226V224H242L241 222L239 223ZM244 222V221H243ZM1 223H4V222H1ZM8 223V222H7ZM23 223H25V222H23ZM95 223H97V221H96V219H95ZM95 223H93V224H95ZM130 223V222H129ZM261 223H262V225H261V227L259 228V230L257 231L256 229L254 230V231H252V230H250L249 228V230L247 229L246 230V224H245V232L244 233H241V231L239 232L240 234H242L243 235V237L242 238H245V240L247 241L246 243L248 244V245H246L247 246V248H246V246L245 245H243L244 246V248L242 249L241 247H243L241 244H240V248H238L237 246V248L236 249H230V253H229V255L231 256V258H229L230 260L232 259V264H264V219H263V222L261 221ZM13 224V223H12ZM68 224V223H67ZM104 224V223H103ZM153 224V223H152ZM234 224V223H233ZM6 225V227H7V224H5ZM25 225V224H24ZM99 225H101V224H99ZM204 225H206V223L204 224ZM203 225V226H204ZM259 225V224H258ZM21 226V225H20ZM27 226V225H26ZM98 226V225H97ZM110 226V225H109ZM108 226V227H109ZM156 226V225H155ZM158 226V227H159ZM197 226V225H196ZM250 226H251V224H250ZM256 226V225H255ZM62 227V226H61ZM108 227L107 226H105V227H101V229H98L99 231H93V233H91V236H93V237H95V238H104V239H102L104 242L105 241H108V240H111V239H109V238H107L106 239V236H108L107 234H108V231L110 230V229H108ZM243 227V228H244ZM24 229H25V227H23ZM87 228V227H86ZM91 228V227H90ZM130 228V227H129ZM238 228H236L234 231L232 230V231H229L228 233H230L231 235H232V237L234 236H237V234H238ZM243 228H241V230L243 229ZM10 229V228H9ZM18 229H20V228H18ZM24 229H22V230H24ZM28 229V228H27ZM64 229V228H63ZM111 229H113V227L111 228ZM137 229L138 228H135L134 229V231L135 232H137ZM231 229V228H230ZM10 230H12V229H10ZM9 230V231H10ZM88 230V229H87ZM94 230V229H93ZM244 230V229H243ZM2 232L0 233V254H2L3 253V255L4 254H6L7 255V257H10V259H11V257H15V256H20V255H24V254H27L28 252H29V250H28V248L30 247V246H28V242H29V240H28V234L25 236L24 234V236L25 237H22L23 239H19V237L18 236H14V233H12V232H6V228L5 227H3V230H1ZM16 231V230H15ZM20 231H21V229H20ZM25 231V230H24ZM77 231V230H76ZM130 231H131V229H130ZM260 231V232H259ZM19 232V231H18ZM18 232H16V233H18ZM89 232V231H88ZM132 232V231H131ZM207 232V231H206ZM227 232V231H226ZM258 232V233H257ZM77 233V232H76ZM167 233H170V234H167ZM227 233V234H228ZM88 234H90V233H88ZM116 234V236H117V234H119L118 232L117 233H115ZM130 234V233H129ZM17 235V234H16ZM18 235H21V233H18ZM63 235V234H62ZM76 235V234H75ZM111 236V235H110ZM120 237L119 238H121V235H119ZM125 236V235H124ZM127 236V235H126ZM144 237V236H143ZM171 237V236H170ZM178 237H179V235H178ZM180 237H181V235H180ZM179 237V238H180ZM204 237V236H203ZM226 237V236H225ZM238 237H240V236H238ZM21 238V237H20ZM63 238H65V237H63ZM131 238V237H130ZM186 238V237H185ZM198 238V237H197ZM242 238H240V239H242ZM69 239V238H68ZM88 239V238H87ZM92 239V238H91ZM122 239V238H121ZM125 239V238H124ZM127 239V238H126ZM144 239V238H143ZM192 239V238H191ZM232 239V238H231ZM62 240V239H61ZM113 240L115 241V242H117L118 243V238L116 239V237H114L113 239H112V242H113ZM123 240V239H122ZM131 240V239H130ZM134 240V239H133ZM173 240V239H172ZM245 240H244V242H245ZM97 241V240H96ZM126 241V243L127 242H129L128 240H125ZM132 241V240H131ZM159 241V240H158ZM234 241H237V239L235 238V240ZM110 242V241H109ZM146 242H147V240H146ZM188 242H190L189 240H188ZM225 242V241H224ZM232 242V241H231ZM243 241L242 242H240V243H244ZM61 243V242H60ZM141 243V241H139V240H134L133 241V243L131 242V243H127V245L126 246H128L129 248H130V250H132V252H133V250H134V253H135V256H137V257H139V259L137 258V260L138 261H140V264H144L145 262H146V260H148L147 259V257H148V254H149V252L150 251H148L147 249L149 248H144V246L143 245H141L140 244ZM225 243H228V240H227V242H225ZM233 243V242H232ZM234 243H236L237 244V242H234ZM239 243V242H238ZM138 244H140V245H138ZM148 244V243H147ZM146 244V245H147ZM186 244V243H185ZM30 245V244H29ZM115 245V244H114ZM138 245V246H137ZM187 245V244H186ZM195 245V244H194ZM229 245V244H228ZM231 246L233 245V244H230ZM105 246V245H104ZM224 246H226V245H224ZM110 247V246H109ZM183 247H185V246H183ZM233 247H234V245H233ZM95 248V247H94ZM225 248V249H224ZM227 247H223V249L225 250V251H227L226 253L228 254V251L229 250H227L226 249ZM150 249V248H149ZM229 249V248H228ZM28 250V251H27ZM112 250V249H111ZM154 250V249H153ZM158 250V249H157ZM184 250V249H183ZM218 250H220V249H218ZM217 250V251H218ZM224 250H222V251H224ZM110 251V250H109ZM186 251V250H185ZM27 252V253H26ZM87 252V251H86ZM104 252V251H103ZM122 252V251H121ZM220 252V251H219ZM252 252V253H251ZM65 253V252H64ZM89 253V252H88ZM107 253V252H106ZM154 253H156L155 251H154ZM222 252H220V254H221ZM251 253V254H250ZM31 254V253H30ZM29 253L27 254V255H30ZM39 254V253H38ZM94 254V253H93ZM121 254V253H120ZM128 254V253H127ZM225 254V253H224ZM221 254L222 256H228L227 254ZM22 255V256H23ZM131 255H133V254H131ZM2 256V255H1ZM68 256H72V255H68ZM53 257H55V256H53ZM82 257V256H81ZM221 257V256H220ZM27 258H29V257H27ZM66 258V257H65ZM96 258V257H95ZM119 258V257H118ZM217 258V257H216ZM19 259V260H18ZM20 259H22L21 257H17V259L16 260H18V261H21ZM53 259V258H52ZM108 259V258H107ZM150 259V258H149ZM8 260V259H7ZM6 260V261H7ZM12 260V259H11ZM49 260V259H48ZM51 260V259H50ZM49 260V261H50ZM65 260V259H64ZM79 260H81V259H79ZM104 260H106V259H104ZM133 260V259H132ZM190 260V259H189ZM211 260V259H210ZM9 261V260H8ZM14 261V260H13ZM33 261V260H32ZM74 261V260H73ZM103 261V260H102ZM101 261V262H102ZM114 261V260H113ZM188 261V260H187ZM214 261V260H213ZM223 261V260H222ZM225 261V260H224ZM12 262V261H11ZM53 262V260L51 261V263ZM57 262V261H56ZM71 263H73L72 261H70ZM104 262V261H103ZM110 262V261H109ZM148 262V261H147ZM146 262V263H147ZM181 262V261H180ZM21 263V262H20ZM71 263H67V260H65L64 261V263H60V264H71ZM203 263V262H202ZM225 263V262H224ZM228 263V262H227ZM1 264V263H0ZM2 264H4L3 262H2ZM8 264V263H7ZM9 264H13V263H9ZM56 264H59V261H58V263H56ZM77 264H79V263H77ZM200 264V263H199Z\"/></svg>","mask_w":264,"mask_h":264}]
</instances>
